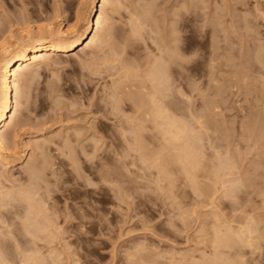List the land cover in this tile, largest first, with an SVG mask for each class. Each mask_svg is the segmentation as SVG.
Returning <instances> with one entry per match:
<instances>
[{"label":"rangeland","instance_id":"obj_1","mask_svg":"<svg viewBox=\"0 0 264 264\" xmlns=\"http://www.w3.org/2000/svg\"><path fill=\"white\" fill-rule=\"evenodd\" d=\"M61 1L63 2V0H40V1L37 0L34 4V0H31V1L29 0V2L27 0H0V5H2V9L5 8L3 10V12L6 10V13L4 12V14H3L4 16L2 14H0V15H2L1 17L3 18V21H4V19H9L10 16H12V17L15 16L16 15L15 13L18 11L20 13H18L17 15L22 17L24 14L23 13L24 7L22 6V4L26 3L28 5L30 3L28 6L26 4H24V5L27 6V8H29V9L34 10V7H35L36 9L41 10L42 12L44 11V14L46 13V15L45 16L42 15L43 14L42 12H41V15H42V17L43 16L46 17L48 13H49V15H51V13L54 12V7L56 8L57 4H58V7L60 6ZM64 1H66V0H64ZM67 1L72 2L71 3L72 6L70 5V8L71 7L72 8L69 9V11L72 14L76 13L79 10H80V13L82 14L83 13L82 10H86L87 15L85 13H83L84 15L82 14V16H81L82 20L91 15L90 13H92V9H93L92 3H91L92 0H88V1H91L90 3L87 0H84L85 2H82L83 0H67ZM123 1L125 4L124 3H121V4H124V6L120 5V2H123ZM129 1H127V2H129ZM131 1H133V3L134 2L136 3V1H138V0H136V1L131 0ZM142 1H143V3H142ZM147 1H148V3L144 4V0H141V2H137L136 4L134 3L135 5H133V3L132 4H130V2L127 3L126 0H120V1L116 0V3H118V4L114 3V6H116V5L121 6V9H119L120 10L119 13L117 12L118 14H116V15H115V12H113V11H115V10L117 11V7L115 9L110 8L113 6L112 5L113 2L111 4L112 6H109L106 9V11H108V9H109L110 13H112V12L114 13L112 15L108 11L106 13V15L109 14L112 17H114V15H115L114 18L117 19L116 20V22H118L117 26H116V22L114 23L115 19L113 20V22H112V20H110L111 17H109L110 19H108V20H110V21H108L106 24L111 25V23H109V22H112L116 26V27L114 26L115 30L119 27L115 31L116 34H118V35H116V38H114V40L116 39V43L117 42L120 43V44L117 43L119 45V47L121 45L123 47L122 43L124 41H126V42H124V44L127 43V41H129V40H131V41L133 40L131 42V43H133L135 38H136L135 41L138 42V43L136 42V44H138V45H135V42L133 44H131L130 41H129V43H127L129 45L128 47L130 48L129 49L127 47V49H125V51H124V52L127 51L125 53L127 56L125 54H122V56H118L119 52L117 50H116V52H117L116 55H117V58L123 57V55H125V57H124L125 60H124V58H121V61L122 60L124 61V62L122 61L123 63H126L125 61H127V63H128L129 59H131V61L129 60L130 62H132L135 59L134 61L137 63V64L136 63L135 64L139 68V69H137L138 74L134 70L137 68L136 66H134L135 68L133 69V66L130 64V62H129V64L126 63L127 65L126 64L124 65L121 62V64L124 65V66H122V68L124 67L123 70L125 69V66H127V67L132 66L131 71H129L128 68H127L128 70L127 69L126 70L131 73V78L135 79V77H133V76H136V78H137V76H141L140 75L141 73L139 74L140 71L138 72V70H141V68H142L141 65L145 64L143 59L144 58H145V60H147V58L151 59L154 56L159 58L160 54L158 55V53L165 51L164 46L169 45V44L164 45L163 43L165 41H166L165 43H167V41H169L171 43L173 41V43H175L176 41L175 42H174V40L171 41L170 38L174 37L173 35H175V34H173V32H175L178 29L180 30V32H178V33H180V35L177 34L176 39L178 41V39L181 38L182 41L179 39L180 43H179V41L177 42V43H179L178 45L176 43V45L178 47L173 45V43L172 44L170 43L171 47H169V46H168L169 48L166 47V49H168V52L167 53L163 52L164 53L163 58L161 56V59H162L161 62L162 63L160 64V66L162 65L163 68L162 67L159 68L158 67L159 63H158L157 64L158 66L156 65L158 68H156V69H164V67H165L164 64L167 61H168V63H170L169 60L175 55L173 53L174 55L172 56L170 53L172 45H173L172 50L175 51L176 55L178 53L177 51H180V53H181V54L178 53L179 54L178 58L176 56L177 62L179 60H180L179 63L182 62V60L180 58L181 55H183V57H182L183 61L185 60V58L187 60L191 59L190 60L191 63H189L190 61L187 62V60H186V63L182 62L184 65L180 63L181 64L180 67L177 68L180 71L177 70L178 73L173 74V76L179 75L178 77H176V76L174 77V79L176 78L177 81H176V79L175 80L173 79L174 83H172L171 78L173 76H171V78L169 79V81L171 80V82L170 83H168L169 81L166 82V83L171 84V85L175 84V82H176V84L173 85L174 87L172 86L173 89L171 88V85L168 86L166 83H164V85H167V86L162 87L161 91H162V101L164 103L163 104L164 107L169 106L171 109L176 107L177 112L176 111L173 112L171 109L167 108V111H166V112H168L167 114L175 117V115H178V113H179L178 117L176 116V120H177V118L180 117L179 119L181 121L179 120V122H181V124H180V126L179 125L178 126L181 129H184V131L186 133L185 134V136H186L185 139L187 140L186 143L188 144V141H191V145L195 144L194 145L195 151L197 150L196 151L197 153L195 152V160L197 161L202 156V155L200 156L201 153H203L204 157L206 158V160L204 159V161H202L203 162L202 166H201V164L198 163L199 167L201 166L202 170L201 169H200L201 171L198 170L199 167L197 168V170L199 171L198 173L196 172L197 170H194V169H196L194 167H196L197 163L194 165V167H191V165H190L192 170H190L189 166H187L189 168V172L191 171L190 173H192L193 171L195 173H197V176L193 178V177H191V175L187 171L188 168H186V170L182 168V167L186 166V164L183 163V164H185L184 166L179 164L180 169H181L180 171L183 170L182 173H180V171H178L179 166H177L179 161L178 162L176 161V158H178L176 156H177V153L179 154V152L176 151V148L179 146V148L182 149L185 146V145H183V147H182V144L180 142V141H184L183 140L184 138L177 143L174 139H173L174 141L171 139L170 141H172V142L170 143L167 141V138L163 137L165 140L161 139L160 135L163 136L164 134H160L158 136H157V134H152V133H158V132H156L157 130L154 127L155 132L150 131L151 134L153 136L155 135V137H158L159 141L157 139L156 140L158 142H160V144L163 143V144H161V145H163L162 150H160L161 146H160V148H158L160 151L157 150V146L159 147V144H157L155 142V137L150 135L149 134L150 132L148 130L151 125L152 126H154V125L151 124L150 121H149V123L145 122V124H143L144 120L141 123L140 121L143 119L142 117H144V116H141L142 113L139 112L140 113L139 114L138 111L133 112L134 114L138 113V114L134 115V117L140 115L138 117L142 118V119H139L140 120L139 125H141L142 127L144 125V129L148 128L147 130L149 133L147 132V130L145 131V132H147V135H144L143 139L148 138V139H146V141L145 140H139L140 137H139V139L137 138L135 141L139 140V141H137L138 143L140 141L141 142L143 141V143L146 142V144H147V142H150L147 144L149 146V148L148 149L146 148L147 150L145 148L144 149H145V151H147L146 155L149 154L148 156H150V157H151V155H150L151 153L148 152V150L150 148H151L150 150H153L152 159L157 158L159 156L160 158L159 157L158 158L160 160L162 158V155L163 154L165 155L166 152L168 153L170 151L169 149L172 147V149L174 148L173 152L175 155L173 157V160H175V161L173 162V164H171L173 167L170 164H167V166H166L164 163H163L164 165L161 163L162 164V167H161V166H159V165H161L160 162H159V165L157 164L159 161L158 158H157L158 161L155 164L156 161L151 159L152 160V162H151L149 160L150 157L149 158H148V156L145 157L146 155H144V152L141 151L140 155L137 154V153H139V151L137 150L138 151L137 152L135 150L137 148L138 149L140 148V147H138L137 142L135 143V145H137V146H134L135 148L136 147L137 148L132 149V150H134L133 151L134 153H131V150H130V152L127 151L128 147H133V145H134L133 139L134 138H132V140L127 139L129 141L128 142L129 145H131V146H129L128 143L124 142L126 140L125 138L127 136L125 138L121 137L123 139H121L119 136L123 134L122 136L128 135L129 137H134V136H130L134 133L133 131H129L130 135L124 134V132H126V131L123 130L122 128H124L127 123H129L130 126H132V124L133 125L135 124L137 127V122H134L137 119V117L133 118L134 120L132 119V116H131L132 112L129 111L130 109L128 108V104L131 105V103L130 102L127 103V102L123 101L122 99L124 98V95H126L128 92H130L131 89H132L131 92L134 91L136 81L132 79V82H131V79L129 78L130 74L128 72H126L125 70L124 71L128 74H124L123 71H122L123 73L121 71H119V69H121V66H119L120 63L117 64L118 63L117 61L119 59L116 60V58L111 57L112 58L111 60L114 61L113 59H115L117 63L115 62L116 64L115 63L114 64L116 65V67L118 66L120 68H118V67L116 68L115 66H113L114 65L113 63H111L112 65L109 63V62H112V61H109V59H108L109 56L107 58H105V57H103V59L101 58L102 60L100 61V65L99 64L97 65L98 67H91L94 65L90 64L91 66L88 65L90 68L89 67L87 68L86 63L82 64L85 61L87 62V58L89 57V55L87 56L86 54H91L89 57L90 60L88 59V62H87V64H88L89 61H90V63L92 61L94 62V56H93L92 52L94 53L95 58L97 59V56H100V55L104 56L103 52L104 53L107 52V54L108 53L111 54V52L113 50L108 49V50H111V52L106 51L105 48L102 49V47L104 46V45H102V47L99 46L103 50V51L101 50L102 51L101 52L102 54H101L100 50H99L100 48L98 49L97 48L98 46L97 47L95 46L99 50L100 55H97L98 52H96V48L94 47L95 49L93 51V49H92L93 47H92L91 48L92 50L89 48V50H90V51L88 50L89 52L86 49L87 53L85 51H83L81 53L76 51V53L74 52L75 55L73 53V54L68 55L70 57L64 56L65 58L64 57L59 58L58 60L55 61V64H53V63L49 64L50 62L49 63L45 62V64L41 63L40 65L43 64L41 67L40 66L36 67L37 70L39 69L38 71L41 70L39 73H37L39 77L37 76V74H36V76H34L35 80H34V85H33V91L35 94V98H34L35 109H34V111L31 112L32 114H30V111L28 112V110H26V106L24 104H22V107H20V109L23 111H20V115L17 116L16 122H18V124L21 128H22L21 125H24V124H21V122H26V123L22 129L16 123L15 124L18 127L15 126V124L13 125V127H17V128H15V130H17L15 132L18 134L17 135L18 139H15L16 142L18 141L17 149H16V152H17L16 158L18 156L22 155L23 153H25V155L27 157L24 160H26V161L25 162L23 161L20 164H14V165L5 166V167H4V165H0V188H1L0 190L4 192L3 193L0 191L1 192L0 193V201L2 203L5 202L3 205H2V203L0 205L3 206L2 207L3 210H5L4 208H7V207L9 208V209H6L7 211L5 210L3 212V210L0 207V214L2 213V215H3L5 212H6L5 214H7V217L5 216V214L3 215V217H6V218H5V220L2 219L3 222H1V224L3 223V225L1 226V228H3L5 231L6 230L9 231L7 233V232H4V230H2L0 228L1 229L0 231H3L4 233L8 234V236L5 237V236H3V234H4L3 233V234H1L0 237L2 240L4 238L8 239L9 237H12V238H9L8 241L5 239L7 241V243L9 244V246H8L9 250L11 252L14 250L13 253H10L12 257L9 256L10 254L8 255L12 259H13L14 254L16 253L15 250L20 252V250H22L25 247H28V248L30 247L31 250H33V248L37 247L36 249H34V251L35 250L37 251V249L39 247V249H40V251L38 252L39 254H36V252H35V255L34 254H32V255H34V256L39 255L38 257H41V259H42V257L44 259H46L45 262H43L44 264L47 261L49 262V264H174V262L176 264V262H177L176 259H178L179 257L182 258L181 257L182 253H185V254H183V257L186 256L185 257L186 259H187V256H189L188 258L191 259L190 254L192 253L193 254L192 259H196V261H197L200 258V261L202 263H204V260L207 258V256L209 257V259L207 258L206 260H209V261H210V256L219 257L220 258L219 259L220 264H229L232 260L233 261L235 260L234 262H236V260H238L239 257L242 256L240 258V260L244 259V261L242 260L243 264H244V262H245V264H264V239H260V237L261 238L263 237L260 234L261 231H262V234L264 233L263 232L264 231V96H263L264 94L262 93V91L264 92V87H263L264 86L263 85L264 84V66H263L264 58L262 60L263 64L261 62V58L264 57V55H263V53H260L261 51L264 52V0H201V1H204L205 4L202 7H200L196 13L184 11L185 6L187 4L185 3V6H184L182 3L187 2L189 0H158V1L156 0L157 3L156 2L155 3L157 6L156 5L154 6L153 4H149V1H150V3H152L155 0H147ZM37 2H40V3L43 2L41 4L45 9L42 6H40V3H37ZM53 2L56 4V6L53 4ZM204 2H202V3H204ZM64 3L65 2L61 3V6L64 5V7H66V4H64ZM83 3H85V4H83ZM140 4H142L143 8H145V7L149 8V6H150L151 11L150 10L149 11H150V13L153 12L152 13L153 16L147 12L148 11L147 8H145V10H146L145 14L148 13V15H151V18L153 17L156 20L155 21L154 19H152V21L154 20L155 23L159 22L158 26L163 25L164 28L168 27V28H166L167 30L165 29V31L166 32L168 31V32L167 33L164 32V34H167L168 36L165 35L166 36L165 37L164 35L161 34L164 31V30L162 31L163 28H161L163 26H161V27L159 26V28H158L157 24L156 25L153 24V25H150V27H149L148 25L152 24V23L149 20L148 21L150 23L144 22L147 20L146 19L147 17L150 18L147 14H146L147 15L146 18H143V15H142V17L139 16V15H141V13L140 14L138 13L139 15H137V12L142 10V8H140L139 10L136 8ZM180 4H182L184 6V7H182V9L184 8L183 14L185 13V19H183L180 22V24H182V27H176L175 22H171L176 27L174 30L173 24H172V26H173L172 29H171V26H169L170 21L172 20V18L174 19V17H175V15L172 13L171 14L174 17H171L172 15L170 14V11L171 12L174 11L176 14H178L177 12L182 10ZM52 5H53V7H52ZM80 5H82V7ZM144 5H145V7H144ZM152 5H153V7H152ZM179 5H180L181 10L176 8ZM158 6H159V9L155 8ZM39 7L40 8L42 7V8L39 9ZM173 7H175L178 11ZM151 8H155V9H151ZM0 9H1V7H0ZM76 9H78V10L76 11ZM135 9H137L138 11L135 12ZM160 9L163 11H161ZM1 10H0V13H3V12H1ZM45 10L47 12L48 11L49 12L47 13ZM50 10H51V12H50ZM87 10H88V12H87ZM111 10H112V12H111ZM155 10H157V11H155ZM157 12H159L160 14ZM133 13L136 15V19H133L135 17V15ZM142 13H144V11ZM154 13H156V14H154ZM168 13H169L170 17L168 15ZM132 14L134 15V16H132L133 20L131 19ZM158 14L160 16L161 15L163 16V14H165V17L160 18V16ZM6 15H8L9 17H7ZM68 15H69V12H68ZM109 15H107V16H109ZM156 15L159 16L158 17L159 19L156 17ZM166 15H168V16L166 17ZM137 16L140 17V19H138L139 22L141 21V18L144 19V20L142 19L143 21L140 22L143 25L142 29L144 31L147 29L149 31V29L153 28L152 26H155L156 30L158 29V31H160V30L162 31L160 33L161 35H158V37H157V33H154V35H156V38H155V36L152 34V32H154V31H151L150 32L151 34L147 31L144 33H146V34L149 33L148 36H144L145 34L143 33V37H142V35H140V28H141L140 23L138 22V24H139L138 25L137 21H136ZM44 17L43 18L38 17V18H41L42 21H44L43 20V19H45ZM72 17H74V15ZM156 18L160 21H158ZM165 18L169 21L168 23H167V20ZM169 18H171V19L169 20ZM41 19H38V21ZM73 19L74 18H72V20H68L69 22L68 21L66 22V26H67L66 28H68V26L71 25V23L74 21ZM130 19L132 20V22L136 21V23L130 24V22H131ZM161 19L166 20V21L163 20L164 24H162ZM46 20L47 19H45L44 23L48 22V20L47 21ZM154 21H153V23H154ZM172 21H174V20H172ZM216 21H217V27H215L216 25H214V24H216ZM165 22H166V24H165ZM212 22L214 24L210 25ZM144 23L146 26L144 25ZM48 24L49 23H46L45 25H48ZM125 24L126 25L128 24L129 26H131L130 30H129L128 26L125 28ZM205 24H207V25H205ZM135 26L138 27L139 30ZM104 27H108V26L106 25ZM123 27L126 29V31L123 29ZM144 27H147V29ZM108 29H110V27H108ZM142 29H141V31H143ZM123 30L125 32H122ZM130 31L132 33V34L131 33L130 34L133 36H131L129 34ZM15 32L16 31H14V34L17 35V33H15ZM105 32L107 33V29H106V31L103 30L102 35H105L106 34ZM120 32H122V33H120ZM126 32L129 34V35L126 34L127 36H130L131 38L133 37L134 39H129L130 37H127L126 35H124ZM168 33H170V36ZM123 35H124V38L126 37L129 40L126 38H125L126 40H124V38L119 39V37L122 38L121 36H123ZM149 35H151V36H149ZM171 35H172V37H171ZM18 36L19 35H17L16 38L14 36V38L17 40ZM117 36H119L118 39H117ZM178 36H181V37H178ZM105 37L103 36L100 38H103L104 40L101 39V41H105V43H106L107 40H105ZM160 37L165 38L166 40L164 39V42H163V40ZM107 38L108 37H106V39ZM142 38H144V39H142ZM154 38L157 41H158V39H159V41L161 40L160 41L161 43L163 42L162 45H164V46L162 48L164 50L161 48V46L158 47L159 44L161 45V43L157 44V42H156L157 46L155 45V43L153 41ZM15 39H13V42L15 41ZM109 40H110V38H109ZM119 40L122 42H120ZM110 41L114 42L112 40H110ZM101 43H104V42H101ZM116 43H114V44L116 45ZM115 45H113V43H111L110 48L113 46L112 49H114ZM133 45H135L134 48L131 47ZM105 46H107L106 48H108V43ZM122 47H120V48H122ZM125 47H126V44H125ZM157 47H158V49L160 48L162 51L161 50L159 51L157 49ZM174 47H176L178 49L174 50L175 49ZM131 48H133V49H131ZM115 49H117V48H115ZM116 52H114V53H116ZM82 53H84L85 55ZM127 53H129V55ZM130 53H131V55L133 53V55H132L133 60L131 58ZM169 53H170L171 58L169 57ZM107 54L105 56H107ZM110 54H108V55H110ZM167 54H168V57L170 59L168 57H166ZM258 54L259 55L262 54L263 56L260 57ZM137 55H138V57H141V58H138ZM86 56H87V58H86ZM91 56L93 59L91 58ZM113 56H115V55L113 54ZM134 56H136V58ZM126 57H128V58L130 57V58L128 59ZM259 57H260V59H259ZM85 58H86V60L83 61V59H85ZM257 58H258V61H256ZM138 59H142L143 62L140 60L138 62ZM166 59H167V61H166ZM157 60L159 61V59H156V61ZM174 60H175V58H174ZM174 60H172V61H174ZM97 61L98 62H96V64L99 63L98 59H97ZM105 61L107 62V64L104 65L103 63ZM152 61H151V63L154 64V66H155V63H153ZM212 62L214 65L217 64L218 67H216L217 65H215V66L212 65ZM258 62H260V63H258ZM139 63L141 65H139ZM147 64H149V61ZM83 65H85V67ZM108 65L111 67L113 66L112 68L114 69V71H113V69H112V72L107 71L106 67H108ZM211 65L213 68L214 67L217 68V70H218V68H220L218 71H219V73L220 72H222V73L221 74H218L217 72H216L217 74L213 73V71L215 69L212 70L213 68L211 67ZM144 66L148 68V66L150 67L151 65H147V66L143 65V70H141V72L143 71L146 73V71L148 69L147 68L145 69ZM154 66H151L149 69H151ZM167 66H168V64H167ZM108 68H109V70H111L110 67H108ZM183 68H186V69L188 68L189 70L188 69L186 70ZM115 69L118 70L119 72H121L123 75L129 76V77H127V76L124 77L126 79L125 80L126 82H128V79H129L130 84H132V83L134 84V87L132 86V88H130V86H131L130 84L125 85L127 88L129 86V91H128V89H124V90L120 89L122 94H123V96H120L122 94H120L121 92L119 93L120 99L123 101L124 105L127 106L126 107L123 105L124 108L120 107V106L117 107V106L113 105L115 97L117 99L119 97V96H117L118 94H116L114 92V91H116L114 88L117 87L115 85H118L117 84L118 80L115 81L114 79H117L121 75V73H118V74H120L119 76L118 75L114 76L115 74L112 75V73H116ZM165 69L168 71L167 68H165ZM181 69H183V70H181ZM151 70L153 71L154 69L152 68ZM237 71H239L238 74H236ZM149 72H151V71L149 70ZM170 72H172V71L170 70ZM170 72H169V74L172 75V73H170ZM179 72H180V74H179ZM240 72H242L243 74L242 73L240 74ZM26 73H27V71L26 72L24 71L21 73L22 75L20 74V77L23 76V79H24L23 81L21 80L22 78L20 79V77H18V79H20L19 80L20 83H22V85H23V86L20 85L23 88L21 90V95H22L23 99L25 97L24 96V94H25L24 93V89H25L24 88L25 87L24 81L26 78H28V74H26ZM133 74H135V75H133ZM142 74H144V73H142ZM235 74H236V77H235ZM239 74H240V76H239ZM123 75L118 78L119 80H121V83H122ZM146 75H147V73H146ZM237 76H239V77H237ZM143 77L144 76L142 75L141 79H144L143 82L146 83L145 81L147 80V78L145 77L146 78L145 79ZM243 77H245L244 84L241 83L243 81L242 80ZM261 77H262V79H261ZM137 79L136 80L138 82V85L141 86L139 84L140 78H137ZM258 79L261 81H259ZM111 80H114V81L111 82ZM252 80H253V82H252ZM147 81H149V80H147ZM214 81H215V83H214ZM123 82H124V79H123ZM126 82H124L122 84H125ZM109 83L111 86L109 85ZM148 83H147V85L150 86V83L149 84ZM113 84H115V85H113ZM105 85L108 86V88L112 91L113 94L111 93V95H109L110 90H108V88H106L107 86H105ZM119 85H120V82H119ZM237 85H239V86H237ZM249 85H251V86H249ZM112 86H114V87H112ZM177 86H179V89H177V92L179 90L178 93L180 95H177V97H176L175 94L177 92L175 93L173 90H174V88H178ZM103 87H105L106 89L105 88L103 89ZM111 87H112V89H111ZM126 87H122V88H126ZM118 88H119V86H118ZM118 88H116V89H118ZM166 88H168V89H166ZM137 89H138V86H137L136 90ZM118 90L116 92L120 91V90L119 91ZM138 90L140 91V89H138ZM245 90H246V92H245ZM105 91L106 92L109 91V92L106 93ZM124 91H125V93H124ZM126 91H128V92H126ZM22 92H23V94H22ZM104 92L107 95H105ZM103 95H105L104 96L105 98L104 97L103 98L106 100L108 98V95L110 97L109 99H113V100H111V102L113 101V103H110L107 101L106 102L107 105L112 104V106H114V108L115 107H117L118 109L120 108L121 111L123 109H125V112L124 111H122V112H124L126 115H130V118L132 119V122H131L132 124L130 122L126 121L128 119V117L125 118L124 113H121V116L124 117L126 120L124 118L123 119L120 118L121 120L117 119L116 118L117 116L115 115V114H117V112L115 110L117 108L114 109L112 107V109H114L113 111L111 108H108L109 109L108 110L107 107H109L110 105L109 106L105 105L106 103H104V100L101 99ZM113 95H116V96H113ZM176 100H178V102ZM209 100H210V102H209ZM119 101H117V102H119ZM206 101L209 103H207ZM211 101H213L215 103V106L218 104L220 110H218V108H214V103H211ZM22 102H24V100ZM210 103L213 105L212 109H214V111H216V114L213 113L214 112L213 110H208V112H207V108H208L207 105H209ZM122 104H120V105H122ZM205 105L207 106L206 110H204ZM212 105H210V106L212 107ZM24 106H25V109H23ZM105 106H107V107L105 108ZM179 106H181V108H180L181 110L179 109ZM129 107L132 108L133 105L129 106ZM211 107L208 109H211ZM216 107H218V106H216ZM127 109H129V110H127ZM132 109H134V107ZM114 111H115V114H114ZM132 111H134V110H132ZM205 111H206L207 115H209V118H207L208 116H205L206 119H204V120L206 122H208L207 120L210 119L211 117L212 118L210 120L212 121V119L215 118L216 115H218V117L220 116L218 118V120L220 119L219 121L223 122V123H221L222 124L221 130L223 129L224 133L220 132V128H218L219 126H217V125H219V124H217V121H216L215 125L218 129L215 128L216 130H214V128H213V127H215L214 125L212 127L213 123H210L211 125L208 128L209 130L207 128H205V129L203 128L204 130L207 129L208 130L207 132H205L204 130L201 131V128H198V127H200L199 126L200 124L196 125L197 123L194 121H197V119L196 120L194 119V121H193L192 118L194 116H196L197 118H198V116L200 117V115L204 116V114H206ZM209 111H211L210 113H213V115H211L209 113ZM217 111H219V112H217ZM187 112H188V114H187ZM202 113H204V114H202ZM119 114H118V116H119ZM189 115H191L192 117ZM33 119H35V122H37V123H35ZM200 119L201 118H198L199 121H200ZM123 120L126 121L127 123H125ZM204 120H203V122H204ZM210 120H209V122H211ZM29 121H30V123H29ZM115 121H117V122H115ZM120 121H123V123H125V125H121L123 123H119ZM128 121H131V120H128ZM248 122L254 123V125H253V123L252 124L249 123L250 126L252 125L253 130H252V127H250V126H248V127H250V129L248 128L249 130L246 128V126L248 125ZM31 123H33V124H31ZM192 123H194V124L196 123V124L194 125ZM224 123H226V124L224 125ZM27 124L28 125L31 124V125L27 126ZM147 124H148V127L145 128V126H147ZM149 124H151V125H149ZM207 124H209V123H207ZM221 124H220V126H221ZM244 124H246V125L244 126ZM119 125H121V126H119ZM204 125H205V123H204ZM152 126L150 127L151 129L153 128ZM13 127L11 125L8 128L10 130V131L8 130V133H7V135L9 134L8 135L9 137H13V135H16ZM133 127L134 126H132L131 128H133ZM10 128L13 129L12 132H11ZM18 128H20L21 130ZM126 128L127 127H125L124 129H126ZM138 128H136L137 130H135V129H133V130H135V132L137 131L139 133V132H141L142 128L140 126ZM130 129H128V130H130ZM246 129H247V131H246ZM250 130H252V132ZM200 131L201 132L204 131L203 134L201 133L204 136V140H203L202 135L199 134ZM244 131H245V134L243 133ZM115 132H119L120 135H119V133H115ZM131 132H133V133L131 134ZM137 132H136V134H137ZM246 132H247L248 136L246 135ZM248 132L249 133L251 132V133L249 134ZM11 133H12V136H10ZM111 133H113V135H114V136H112V140L109 138L112 135ZM221 133H223V134H221ZM62 134L63 135L65 134V135L63 136ZM66 134H69L70 136L71 135L72 136L68 137V135H67V137H66ZM116 134H117V137H119V138L116 137L113 140V138L116 136ZM136 134L134 133L133 135H136ZM143 134L144 133H142L140 135L143 136ZM224 134L226 135V138L224 136H222ZM243 134L246 136L243 137L244 136ZM52 135L54 136V138L51 137ZM148 135L151 137H149ZM57 136H59V138ZM62 137H64L63 140H62ZM187 137H189V138H187ZM223 137H224V139L221 140V138H223ZM31 138L32 139L40 138L39 141L37 140L40 143L43 141L42 139H44V141L46 143H48L47 144L48 146H52V148L51 147L49 148L50 152L48 153L49 155L51 153V155H50L51 157H49V155L47 153L45 154L46 149L43 150L42 147L41 148L39 147V149H36L35 147H37L36 146L37 141L35 142L36 139H34L32 141ZM66 138L71 139L69 142L70 144H68L69 139L66 140ZM169 138L170 137H168V139ZM147 140H149V141H147ZM224 140H226V141H224ZM44 141L42 143H45ZM130 141H132L131 144H130ZM164 141L168 142L169 144L166 146L167 143L164 144ZM29 142L31 144L33 142H35V143H34V145L33 144L30 145ZM64 142H66L69 146L71 145V142H72V144L74 143L73 146H74V148L76 147V149L75 150L73 149V152L75 153L74 155L77 156V158H76L77 163L80 164V169H81V170L79 169L80 173H78V171H76L77 172L76 173L75 171H73L74 169H72L73 167H75V165L70 160L72 158V155H71V158H69L70 156L67 157V155H66L67 149H65V148H66L67 144L65 143L64 149L62 146H59V145H62V143L64 144ZM140 143H139V145H142V143L141 144ZM175 143H176V146H173L172 144H175ZM96 146H97V148H99V150H95ZM148 146H146V147H148ZM70 147H72V146H70ZM144 147H145V145H144ZM163 147H165L164 150H163ZM141 148H143V147H141ZM141 148H140V150H141ZM40 149H41V151L43 150V152H41ZM70 149L72 151V148H70ZM154 149L156 151H154ZM199 149L201 150V152L199 151ZM68 151H70V150H68ZM68 151H67V154H69ZM96 151H97V153H93ZM124 151H126V153ZM191 151L194 154V150H191ZM135 152H137V153H135ZM173 152L171 151L170 153H173ZM141 153H143V154H141ZM161 153H162V155H161ZM40 154H42L43 156L45 154L47 158L49 157L50 162H52L53 160H54L53 163L56 162L55 168H54V169H56L55 170L56 172L58 171L59 166H63V168L60 167L61 169H59V172L63 173L64 178L62 179L63 176H61L59 172H57V173L61 177L60 176H57V177L58 178L60 177L62 179L61 181L64 180L65 182L60 183L61 182L60 181L59 183H57L58 185L56 184V186H54L56 183L55 181L60 180V178L59 179L57 178L58 180H56V179L52 180L51 179L52 177L50 175L51 170H49V172L46 171L47 176H50V177L48 178L45 175V178L46 179L48 178L49 181L51 179L52 182L53 181L55 182V183L53 182L50 184L48 183L49 188L52 190H55L56 193L54 192L55 194L54 193H52L53 195L51 194L52 199L50 197L51 201L48 200L47 204H46V202L44 203V201L47 200V199L45 200V198H44V201L42 202L41 200L43 198L41 197L42 199L40 200V196H41V194L45 193L44 190L46 189V188H44V190H43V188H42V187H46V185L43 182L41 184V186L43 185L41 187L42 190L40 188L41 193L37 197V200L39 199L38 202L44 203L42 205V206H44L43 207L44 209L46 208V206H47V208H49L48 210L46 209L47 211L52 210L51 206H53V207L55 206L53 208V210L55 209L56 211L52 210L51 212L49 211V213L56 212V215L58 218L55 216V213H52V215H51L48 212H46V210H44V211H45V213H48L49 215H51V217L54 216L55 218L58 219V220L57 219H55V220L58 221V223H59L58 227L60 228V230L62 229V231H60L57 228L58 224L56 225V221L50 219L49 215H47V214L45 215L44 213H42V215L43 214L45 215V217L43 216L44 218L42 217L43 220L47 219L46 216H48L49 221L47 220L48 221V223H47V221L45 220L46 221L45 223L50 224V222H52L50 225L51 226L53 225L52 226L53 229L57 228L60 231V233L57 231V229L53 230V233L50 232L52 229L49 227L50 228L49 231H45V232L43 231V233L45 235L42 233V231H40L43 235L40 234V236H39V234H38L39 230H37V228H35L33 230L30 228L34 232L31 235L30 232H27V230H28L27 226H25L27 228L26 231H25V228L23 230L22 227H19V226H24V224L26 223V220L29 219V216H31L30 217L31 218L30 225H32L34 222V219H32L34 217V215H33L34 213L31 212L32 215L31 214L28 215L30 213V211L28 210L29 206H28L27 202L25 203V205L27 204L28 208L27 207L25 208V205L23 206V204L21 205L19 203L21 205V206H19L18 202H16V201H18L17 195L19 193H21L24 189H26L30 184V181L29 182L27 181L28 183H26V184L28 186L24 185L25 181H26L25 179L29 178V177L24 176V175L25 174L27 175V172L30 168L33 169V166L30 164V162L35 161L37 163L35 164V162H33L32 164H34L35 166H39V167L43 166L44 159H41V157H43V156H41ZM94 154H97L98 156L96 155L97 157L93 158V157H95ZM135 154H137V156L139 155V156H142L144 158H147L146 163L148 165L147 164H146L147 166L143 165L144 166L143 167L141 160H144V158L141 157L142 159L138 161L136 159L137 156ZM227 154L230 155L231 157L227 156L229 158H227V157L225 158V156ZM125 155L127 158L125 157ZM196 155H199L198 159H196ZM76 156H74V158ZM170 156H171V154H170ZM170 156L165 155V157L163 156V159L166 157L171 158L172 156L171 157ZM46 157L44 156V158L47 160V162L46 161L45 162L49 163L48 162L49 159H47ZM91 157L93 158V161H91V159H92ZM131 157H133V158H131ZM204 157H202V158H204ZM221 157L225 158V159H223L225 161H222ZM167 158L165 159V161H167ZM202 158H200V159L202 160ZM213 158L215 161L213 160ZM200 159L198 162H200ZM226 160H228V162ZM153 161H154V165H152ZM74 162H76V161H74ZM144 162H145V160H144ZM149 162H151V163H149ZM161 162H163V161H161ZM169 162H171V161H168V163ZM176 162H177V164L175 167H176L177 171L175 170V167H174ZM231 162H233V163L236 162V165H234ZM229 163H231V165H233L234 167L232 166V168H231V165H229ZM28 164H30L29 167H28ZM37 164H39V165H37ZM71 164L74 166H72ZM102 164L104 167L102 166ZM143 164H145V163H143ZM206 164L212 165V166L215 165L214 167L216 169L212 166H210V168H208L209 167L208 166L207 168L208 169L213 168V171H214V169L217 170V171H214L217 173L216 175L218 177L215 175L217 179L215 178L214 173L212 175V173L209 172V171L212 172V169L208 170V172H209L208 173L207 168H206L205 169L206 172H205L204 166H206ZM216 164L219 165V167L221 168L220 170L217 169L218 166L216 167ZM70 165H71V167H70ZM156 165L159 167H157ZM187 165H189V164L187 163ZM35 166H34V168H36ZM53 166H54V164L51 165L52 168H53ZM76 166H78V165L76 164ZM129 166H131V167H129ZM169 166L172 167V168L170 167L171 170L169 169ZM26 167H28L29 169ZM97 167H98V170H97ZM101 167H103V168H101ZM154 167H156V168L161 167V168H164L165 170L167 168V170H170L167 172L169 173V175L172 172V176H167L169 178H167L165 176L166 179H164V178H162L164 175V174L162 175L163 169L160 168L161 169V170L159 169L160 172L159 171L157 172L156 171L157 169L155 170ZM177 167H178V169H177ZM26 169H28V170H26ZM173 169L176 172H174ZM22 170L24 172L26 170L27 172L24 173ZM75 170H78V169L75 168ZM184 170L186 173L184 172ZM30 172H31V170H30ZM30 172H28V176H29ZM104 172H105V174H104ZM194 172L192 174L193 176H195ZM204 172L208 173V175L211 174L212 177L214 176V179L210 175L206 177ZM157 173H158V175L160 173V175H162V176L160 178H158L160 175L157 177L156 176ZM168 173H166V175ZM173 173H174V175L176 173L175 176H177L178 174L179 175L182 174L181 175L182 177L179 175H178V177H175L173 175ZM79 174L80 175L82 174V176L79 177L78 176ZM186 174H188L187 176H190L189 178H192V179L196 178L195 183L196 184L201 183L200 184L201 186L198 185L199 186L198 187L194 182H192L193 180H191L189 182L188 181V180H190L189 178H188V180L185 179L184 175H186ZM104 175H106V176L109 175L111 177V179H109L110 177L107 178L105 176L106 180H104ZM173 176L175 177V179L176 178L177 179L175 181L174 180L168 181V180H170V177L174 179ZM53 178H55V177H53ZM156 178H158V180L162 179L161 180L162 183L164 180H166V182L163 185L160 183L161 181L159 180V182H158V180H156ZM20 179H21V181L24 180V183H22L23 184L22 187L25 186L24 189L19 186L20 184L16 183L17 182L16 180L19 181ZM107 179L112 181V182H107L108 181ZM197 179H198V181H200L199 183H197ZM155 180L158 182V185L160 183V185L162 187L167 186V183H169L170 187H171L169 189L172 191V194L165 195L164 193H168L167 190L164 189L166 192L163 190H159L161 188V186L159 185L160 187H157V185H156L157 183ZM186 180L189 182V184L187 183ZM215 180H219V181H215ZM14 182L16 183V185H14L15 184ZM170 182H172L173 186L171 185ZM174 182H176V183H174ZM12 183H13L12 186H14L13 188L17 187L16 189H14V192L16 191L17 194L10 196L9 192H10V194H12L13 189L10 191L8 189L10 188L9 186H11ZM190 183H192L191 186L192 187L194 186V188L190 187ZM51 184H54V185H51ZM58 186H61L59 188H62V187H64V188L63 189H57ZM202 186H208L209 191H206L205 189L203 190ZM7 187H9V188H7ZM195 188H196V190L199 188L200 189L196 191V190H194ZM21 189H23V190H21ZM201 189H202V191H205V193L200 191ZM20 190H21V192H20ZM63 190L65 193L63 192ZM199 192H202V194ZM5 193H6V195H5ZM7 193H8V195H7ZM44 195L46 196V194H44ZM53 196L55 199H53ZM4 197L6 199L8 198L7 199L8 202L4 201V200H6ZM9 199L12 202L15 201L14 202L15 205H13L12 202H11L12 204H10ZM85 201H87V203L89 202L88 203L89 207H87L88 210H87L86 206L83 207L81 205V203L83 205L87 204ZM49 202H50V204H49ZM6 203H9L11 206H9L8 204L6 205ZM16 203L18 204L17 208L20 209L23 207V209L25 208V210L27 209V211H29V212L24 210V213L26 212V214H24L22 211L23 209H20L22 212L19 209H17L16 210L17 212H16L14 210V209H16V207L14 208V206H17ZM31 204L36 205L37 203L33 201ZM40 204L38 203L37 205L40 206ZM51 204H53V205H51ZM4 205L7 207H5ZM49 205H51V206L49 207ZM73 205H75L74 206V207H76L75 209H73L74 208V207H72ZM94 205H96V208H98L99 211H98V209H96L94 207L95 212H92L93 213L92 215H94V216H91L92 218H90V215L88 216V214H90L89 208L90 207L93 208ZM81 206L83 207V209L86 208V211L82 210ZM71 208H72V210H71ZM70 210H71V212H70ZM94 210L91 209L90 211H94ZM96 210H97V212H96ZM33 211H34V209H33ZM72 212H73V214L75 212L73 217L70 216L72 214ZM76 212H78V214H76ZM80 212H81V214H80ZM84 213H85V215L87 214L86 215L87 218H85L86 220L88 219L87 222H85V219L82 222L81 218H79V217H81L80 215H82ZM8 214L10 216H8ZM2 215H0V221H1ZM77 215H79V217H74ZM14 216H15V218H14ZM17 216L20 219H17L18 218ZM247 216L248 217L251 216V219H253L252 217H254V219H253L254 221L251 220L250 218H248ZM54 217H53V219H54ZM244 217H246V220H248V221H246V223L244 222L245 226L248 222L246 228H251L250 226L252 225V222H253L252 226H254V224L257 223V221L260 223V225L257 223L258 226H257V224H255L254 228L252 227L254 230L251 228V230H253V233H256L257 235L252 233V235L250 236V238L253 240V242H254V239L257 240L254 242V245H255V243L256 244L259 243L260 246L255 245V247L251 246L250 249H248L249 247L248 248H245V247L250 246V245H247L246 243L242 242L241 245H243V244L245 245V247H243L242 250L240 249L242 246L239 245V249L233 248L232 251L231 250L229 251V249L226 245L227 244L231 245V246L233 245L232 241L230 243H228L227 242L228 238L227 239L225 238L229 233L231 234L232 231H233V233H234V231H236L235 232L236 235L237 234L239 235V233H240L242 235V238H243V236L244 237L248 236L247 234H245V235L243 234V233H246V229L243 231V228H242V227H245V226H243L244 224L242 225V227L240 224L241 223L240 220L242 222H243V219L245 220ZM24 218H28V219H24ZM74 218H77L79 220V222ZM110 218H112V220ZM40 219L37 218V221H39L41 223L39 225V227L41 226L40 228H42V223L44 221H42V219L40 221ZM20 220H25V221H20ZM108 220H111V221L109 222ZM28 221H27V224H28ZM5 222H6V225H4ZM77 222H78V224H80V222L82 224L85 222V225H86V223L88 224V222H89L90 223L89 229L91 231L94 230V232H92L93 236H92V234L91 235L90 234L85 235L86 233L82 234L81 231L85 232L86 231L85 228L86 227L88 228V225L85 228H83L85 225H83V227H82V226H80L81 224L79 226H80V228L82 227L83 230H81V229L79 230L81 233L80 236H75L74 233H75V230L77 229L76 227H79L78 225L75 227ZM20 223H21V225H19ZM53 223L56 225L55 227H54ZM27 224H25V225H27ZM222 224L228 225V226L225 225L227 227V230L230 227L233 230L231 231V229H230L226 233V232H224V229H226V227L223 228L222 226H221L222 228L220 227L221 229L218 228L220 230V232L216 231L218 229H216V230L213 229L215 226H217V225L220 226ZM28 226H29V224H28ZM47 226H49V225H47ZM72 226H74V229H72L73 228ZM234 226L236 228H237V226H239L242 230L240 229V231H238L239 227L236 230V228ZM256 226H257V228H256ZM44 227H45V224H44ZM217 227H215V228H217ZM18 228H21V230L24 232H19L20 230L18 231L17 230ZM32 228H34V225H32ZM40 228H38V229H40ZM258 228H260L259 229L260 231L258 230ZM30 229H29V231H30ZM89 229H87V230H89ZM15 230L17 232H15L16 235L14 236L13 233ZM96 230H99L100 233L103 232L105 234L102 233V234H99L98 237H95L98 235V233H96L98 231H96ZM214 230L216 231V233L214 232ZM10 231H13V232H10ZM54 231L58 232V234L56 233L58 236H59V234H62L64 231L65 237H63V238H65V239H63L60 236V238L58 237L59 240L53 239V240H55V241H53L51 238V240L49 241L48 238L53 237L52 235L54 234ZM72 231L74 233H72ZM89 231H86V232L88 233ZM237 231L239 233H237ZM25 232H27L26 234L29 233L28 234L29 237L25 236V234H24ZM48 232H50L49 234H51V233L52 234L49 235ZM221 232L223 233L222 236L220 235ZM9 233L10 234L12 233L11 234L12 236H10ZM76 233H78L77 230H76ZM94 233H96V234H94ZM233 233L231 234V236L233 235ZM258 233L260 235H258ZM213 234H214V237H213ZM230 234L228 236H230ZM30 235L33 238L32 240H34L36 238L39 240L44 238V240L39 241L36 239L37 241L36 240L32 241L33 242L32 243ZM57 235L55 238H57ZM17 236L19 238H17ZM47 236H49V237L45 238ZM217 236L218 237L220 236L219 239L221 238L220 240H222L224 243L219 247L217 246V244L213 243L215 245H214V247H212L213 245L211 243L214 242L216 238H218ZM235 236L233 238H235ZM257 237L259 239H257ZM61 238H62V241H61ZM233 238L229 237V241L234 240ZM11 239H13L15 242L17 241V243H18V244H14V246L15 245L19 246V244H21V246L19 248H17V246L14 247ZM244 240L246 241L245 238H244ZM258 240H259V242H258ZM6 241H4V242L6 243ZM237 241L238 240H236V242L235 241L234 242L238 246V243L240 244V242H237ZM7 243H6V245H8ZM235 243H234V247H235ZM2 244H4L3 241L0 243V245L2 246ZM10 244H12L13 247L10 246ZM6 245L4 244L3 248H1V249L6 250V247H7ZM4 246H6V247H4ZM231 246L229 247L230 249L233 247V246L232 247ZM216 247L218 250H220L217 254L215 252L217 250ZM252 247H254V249ZM53 248H55V249L57 248V249L56 250L54 249V251H52ZM251 248H252V251H251ZM49 249H51V250H49ZM234 249H238V250H240V252H238V250H236V252H235ZM3 250H2L3 255H0V258H2L3 261L5 260L4 263H6V264H8V263L14 264V261H15L14 259H13L14 261L12 262L11 260L8 259L9 258L8 256L6 257V254L9 253V250H6L5 252ZM31 250H28V251L30 253H32ZM25 251H26V249H25ZM49 251H52V252H49ZM253 251L255 253H252ZM4 253H6V254H4ZM21 253L23 255L28 254L27 251L24 253L21 251ZM212 253H214V254H212ZM179 254H180L179 257L176 256ZM237 254H239V257L237 256ZM28 255H26L24 257H27ZM32 255L30 254L27 259H29V257H31ZM201 255H202V258H201ZM203 255H207V256H203ZM17 256H18V260L15 261V264H18V262L21 260V259L19 260V255H17V253H16V257ZM21 257H23V256L21 255L20 258ZM204 257H206V258H204ZM32 258H33V256H32ZM213 258L214 257H212V259ZM24 260H26V258ZM180 260H181L180 262L178 260L179 263L177 262V264H185L183 262V258ZM22 261H23V259H22ZM22 261H20V263ZM184 261H186V260H184ZM187 261H186L187 264H189V263L191 264V262H193L192 260H190L191 262H189L188 259H187ZM196 261H194V263ZM27 262H29L28 264H30V261H27ZM27 262H26V264H27ZM38 262H35V263H38ZM237 262H236V264H238L240 261L238 263ZM33 263H34V261L32 259L31 264H33ZM41 263H42V261H40V264ZM23 264H25V263L23 262ZM46 264H48V263H46ZM232 264H234V263H232ZM241 264H242V262H241Z\"/></svg>","mask_w":264,"mask_h":264},{"label":"bare ground","instance_id":"obj_2","mask_svg":"<svg viewBox=\"0 0 264 264\" xmlns=\"http://www.w3.org/2000/svg\"><path fill=\"white\" fill-rule=\"evenodd\" d=\"M27 1L29 2V0H27ZM30 1H31V0H30ZM36 1H37V0H34V4H35ZM38 1H40V0H38ZM87 1H88V0H87ZM113 1H114V0H113ZM113 1H112V0H92V2H91V1H88L89 3H90V2L92 3V7H93V9H92V13H90L91 15H90L89 17H86V18H84L83 20H82L81 16H82L83 13L86 14V10H82L83 13L81 14V13H80V10L77 11L78 9H76L77 12L74 13V14H72V13L69 11V9L72 8V7L70 8V5H71L72 2L67 1V0H66V1L63 0V2H65L64 4H66V7H64V5L61 6V3H63V2L61 1L59 7H58V4H57V7H56L57 9L54 7V12L51 13V15H49V13H48L49 11L47 12V11L45 10V11L48 13L46 17H44V16L46 15V13L44 14V11L42 12L41 10H38V9H36L35 7H34V10H33V9H29V8H27V6H28L30 3H29L28 5H27L26 3H24V4H26L27 6H25L24 4H22V6L24 7V12L22 11V12L24 13L23 16H22V17L18 16L17 14L20 13V12L18 11V12L15 13L17 16L15 15V16H13V17H12V16L9 17L8 15H6L7 17H9V19H4L5 22L3 21V18H2L1 16L4 14V12L6 13V10L3 12V10H4L5 8L2 9V5H0V7H1V9H2V10H1V9H0V10H1V12H3V13H0V14H2V15H0V165H4V167H5V166H11V165H14V164H20V163H22L23 161H24V162L26 161V160H24V159L27 157V156L25 155V153H23L22 155H20V156H18V157L16 158V153H17V152H16V149H17V143H18V141L16 142L15 139H18V138H17V137H18V136H17L18 134L15 132V131H17V130H15V128H17V127L19 126L18 122H16V118H17L18 115H20V111H23V110L20 109V107H22V104H24V105L26 106V110H28V112L30 111V114H32L31 112L34 111V109H35V103H34L35 94H34V91H33V85H34V80H35V79H34V78H35L34 76H36V74L39 73V72L41 71V70L38 71L39 69L37 70L36 67H38V66L41 67L43 64H42V65H40V64H41V63H44V64H45V62H48V63L50 62L49 64H51V63L55 64V61L58 60L59 58H63L64 56H68V55H70V54H73L74 52L76 53V51H78V52H80V53L83 52V51L86 52V49H87V51H88L89 48L91 49L92 47H93L92 49H93V51H94V49H95L97 46H98V47H97L98 49L100 48V49H99V50H100V53L103 51L102 49H104V48L106 49V51H110V52H111V50H113V51H112L113 53L111 52L112 55H111L110 53H108V54H110V55H108L107 52L105 51L106 53L103 52L104 56H102V55H100L99 50L96 48V52L99 53V54L97 53V55H100V56H97V55H96V56H97V59L99 60V63L96 64V62H98V61H97V59L95 58L94 53L91 51L92 54H93V56H94V62H95V63H94L93 61L90 63V61H89V63L87 64L88 59L90 60L89 57H90L91 54H86L87 56L89 55V57L87 58V56H86V58H87V62L85 61V62L82 63V64H85V63H86L87 68H88L89 66H91V65H94V66H91V67H98L97 65H98V64L100 65V61L103 59V57L107 58L108 56H109V58H108L109 61H112V60H111L112 58H116V60L119 59V60L117 61L118 63L116 62L115 59H113L114 61L109 62L110 64H111V63L114 64L115 62H116L117 64H119V63L121 64V62L123 61V60L121 61V58H124L125 55H126L125 53L127 52V51H126V52H124V51H125V49H127V47L129 46L127 43H129V41H130V43H131L133 40L131 41V40H129V39H134V38H133V37L131 38L130 36H127V35H129V34L131 33V31L129 32V34L126 32L124 35L127 34L126 36H127V37H130V38L128 39V38L125 37V38L128 39L129 41H127V43H125V44H126V47H125V44H124V42H126V41H124V42L122 43V44H123V47H122V45L120 46V47H122V48H120L119 45L117 44V43H119V42L116 43V39L114 40V38H116V35H118V34H116L115 31L119 28V27H118L116 30L114 29V28L117 26V24H118V22H116L117 19H115L114 17H115L116 14L119 13V11H120L119 9H121V6H120V5L124 6L125 3H124V1H123V2H120V5H118V6L116 5V6H114V3H116V0H115L114 2H113ZM117 1H120V0H117ZM127 1H129V0H126V2H127ZM130 1H131V0H130ZM130 1H129V2H130ZM134 1H136V0H134ZM146 1H147V0H144V4H145V3H148V1H147V2H146ZM157 1H158V0H157ZM157 1L155 0V1L152 2V3H150V1H149V4H153V5L155 6L156 3H157ZM54 2H55V1H54ZM54 2H53V4L56 6V4H55ZM56 2H57V1H56ZM82 2H85V1L83 0ZM112 2H113V4H112ZM129 2H127V3H129ZM137 2H141V0H140V1H139V0L136 1V3H137ZM155 2H156V3H155ZM202 2H204V1H201V0H189V1H187V2L182 3L184 6H185V3L187 4V5L185 6V10H184V8L182 9V7H184L182 4H180L182 10L180 9V5H179L178 7H176V8H178L179 10H181L182 12L179 11L180 13L177 12L178 14H176L174 11H172V12L170 11V14L172 13V14L175 15V17H174V16L171 14V15H172L171 17H174V19L172 18V20H174V21H172V20L170 21V25H169V26H171V29L173 28V26H172L173 23H171V22H175L176 27H182V24H180V22H181L183 19H185V13L183 14V10H184V11H187V12H193V13H196V12L198 11V9H199L200 7H202V6L205 4V2H204V3H202ZM22 3H23V2H22ZM37 3H40V2H37ZM41 3H43V2H41ZM41 3H40V6H42ZM57 3H58V2H57ZM86 3H87V2H86ZM89 3H88V4H89ZM121 3H124V4H121ZM127 3H126V4H127ZM132 3H133V1L130 2V4H132ZM134 3H135V2H134ZM134 3H133V5L136 4V3H135V4H134ZM142 3H143V1H142ZM81 4H82V3H81ZM83 4H85V3H83ZM111 4H112L113 6H112ZM116 4H118V3H116ZM138 4H139V3H138ZM153 5H152V7H153ZM50 6H51V5H50ZM71 6H72V5H71ZM80 6L82 7V5H80ZM83 6H84V5H83ZM109 6H112V7H110L111 9H112V8L115 9V8L117 7V11H116V10L113 11V12H115L114 17L110 16L109 14H107V15H109V16L106 15V13L109 11V9H108V11H106V9H107ZM140 6H141V7H140ZM146 6H147V5H146ZM156 6H157V5H156ZM42 7H43V6H42ZM42 7H41V8H42ZM52 7H53V5H52ZM52 7H51V8H52ZM119 7H120V8H119ZM138 7H139V8H138ZM138 7H136L138 10H139L140 8H142V10H140L139 12H137V15H139V14L141 13V15H139V16L142 17V15H143V18H146L147 15H148V13H149V14H151V15L153 16V14H152L153 12L150 13V11H151V10H150V6H149V8H147V7H145V5H144V7L148 9V11H147L148 13H146L147 15L145 14L146 10H145V8L142 7V4H140ZM41 8L39 7V9H41ZM43 8H44V7H43ZM78 8H79V7H78ZM88 8H89V7H88ZM155 8H158V9H159V6H158V7H155ZM155 8H151V9H155ZM173 8H175V7H173ZM176 8H175V9H176ZM203 8H204V7H203ZM203 8H202V9H203ZM44 9H45V8H44ZM79 9H80V8H79ZM114 9H113V10H114ZM132 9H133V8H132ZM137 9H135V12L138 11ZM143 9H144V10H143ZM47 10H48V9H47ZM52 10H53V9H52ZM73 10H74V9H73ZM149 10H150V11H149ZM160 10H161V9H160ZM176 10H177V9H176ZM71 11H72V10H71ZM74 11H75V10H74ZM141 11H142V12L144 11V13H142ZM155 11H157V10H155ZM161 11H163V10H161ZM161 11H160V12H161ZM177 11H178V10H177ZM41 12L43 13L42 15H44L43 17H44L45 19L48 20V22H46V23H49L48 25H45V24H46V23H44V22H45V19H43L44 21H42L41 18H43V17H42V15H41ZM50 12H51V10H50ZM68 12H69V15H68ZM72 12H73V11H72ZM87 12H88V10H87ZM111 12H112V10H111ZM113 12L110 13V11H109V13L112 14V15L114 14ZM117 12H118V13H117ZM135 12H134V13H135ZM134 13H133V14H134ZM138 13H139V14H138ZM157 13H159V12H157ZM7 14H8V13H7ZM133 14L131 15V19L133 18L132 16L135 15V14H134V15H133ZM154 14H156V13H154ZM159 14H160V13H159ZM159 14H158V15H159ZM21 15H22V14H21ZM73 15H74V17H72ZM83 15H84V14H83ZM86 15H87V14H86ZM145 15H146V16H145ZM151 15H148L150 18L147 17V18H146L147 20L145 19L146 21H144V22L147 23V22L150 21L152 24H149V23H150V22H149V23H148L149 25L147 24L149 27H150V25H153V24L156 25V24H157V27L159 28V26H160V25L158 26L159 22L155 23L156 20H155L153 17L151 18ZM168 15H169V13H168ZM168 15H166V17H167ZM3 16H4V15H3ZM6 16H5V17H6ZM139 16H137V20H136V21H137V24H138V22H139L138 19H140ZM159 16H160V15H159ZM159 16L156 15L157 18H158ZM187 16H188V15H187ZM38 17H41V18H38ZM109 17H111V19H110ZM164 17H165V14H163V16H162V15L160 16V18H164ZM169 17H170V15H169ZM72 18H74V19H73L74 21L71 23V25L68 26V28H66V27H67V26H66V22H67L68 20H72ZM106 18H107V19H106ZM129 18H130V17H129ZM143 18H141V21H140V22H142V21L144 20ZM157 18H156V19H157ZM38 19H41V20L38 21ZM108 19L112 20V22H113V20L115 19V20H114V23L116 22V26H115V24H113L112 22H109V23H111V25L106 24L108 21H110V20H108ZM131 19H130V20H131ZM133 19H136V15H135V17H134ZM133 19H132V20H133ZM142 19H143V20H142ZM150 19H151V20H150ZM152 19L155 20V21L153 20L154 23H153ZM158 19H159V18H158ZM158 19H157V20H158ZM165 19H166V18H165ZM165 19H161V20H162V21H161L162 24H164V21L167 20V19H166V20H165ZM170 19H171V18H169V20H170ZM243 19H244V18H243ZM47 20H46V21H47ZM132 20H131V22L129 21L130 24H131V23H136V21H133V22H132ZM148 20H149V21H148ZM163 20H164V21H163ZM105 21H106V22H105ZM158 21H160V20H158ZM42 22H43V23H42ZM68 22H69V21H68ZM140 22H139V23H140ZM168 22H169V21L167 20V23H168ZM219 22H220V21H219ZM127 23H128V22H127ZM145 23H144V25H145ZM220 23H221V22H220ZM67 24H68V23H67ZM69 24H70V23H69ZM128 24H129V23H128ZM128 24H127V25L125 24V28L128 26V28H129V30H130V27H131V26H129L130 24H129V25H128ZM165 24H166V22H165ZM213 24H214V23L212 22L210 25H213ZM106 25H107L108 27H110V29H108V27H104V26H106ZM138 25H139V24H138ZM173 25H174V24H173ZM175 25H174V30H175V28H176ZM205 25H207V24H205ZM214 25H216L215 27H217V21H216V24H214ZM114 26H115V27H114ZM145 26H146V25H145ZM148 26H147V27H148ZM161 26H163V25H161ZM161 26H160V27H161ZM166 26H167V25H166ZM248 26H249V25H248ZM135 27H136V26H135ZM140 27H141V28H140V35H142V37H143V33H144V32H147L148 29H147V27H144V28L147 29V30L144 31V30L142 29V28H143L142 23H140ZM152 27H153V28H151L152 30L149 29V31H148L149 33H150L151 31H154V32H152V34L154 35V33H157V37H158V35H161V34L164 35V36L167 35V34H164V32H166L165 29L168 28V27H166V28H164V26L161 27V28H163L162 31L164 30L163 33H161V32H162V31L160 30L161 28L159 29L160 31H158V29L156 30L155 26H152ZM205 27H206V26H205ZM105 28L107 29V33L105 32L106 34H105V35H102L103 30L106 31ZM111 28H112V29H111ZM125 28L123 27V29L126 31ZM136 28L139 30L138 27H136ZM213 28H214V27H213ZM141 29H142L143 31H141ZM169 29H170V28H169ZM121 30H122V29H121ZM124 30H123L122 32H125ZM166 30H167V29H166ZM14 31H16L15 33H17V35H19L17 40L15 39L17 35L14 34ZM155 31H156V32H155ZM157 31H158V32H157ZM170 31H171V30H170ZM176 31H177V32H176ZM176 31L173 32V34H175V35H173L174 37H173V38H170L171 41H172V40H174V42L176 41L175 43H173V41H172L173 45H175V46H177V45L180 43V40H181V38H179V39H180V40L178 39L179 43H177L178 41H177V39H176V36H177V34L180 35V33H178V32H180V30L178 29V30H176ZM122 32H120V33H122ZM138 32H139V31H138ZM167 32H168V31H167ZM167 32H166V33H167ZM171 32H172V31H171ZM171 32H170V33H171ZM181 32H182V31H181ZM117 33H118V32H117ZM141 33H142V34H141ZM149 33H148V34H149ZM160 33H161V34H160ZM170 33H168L169 36H170ZM131 34H132V33H131ZM131 34H130V35H131ZM144 34H145L144 36H148V34H146V33H144ZM150 34H151V33H150ZM101 35H102V36H101ZM106 35H107V36H106ZM124 35L121 36L122 38L119 37L120 35L117 36V39H118V37H119V39H123V38H124ZM14 36H15V38H14ZM103 36H104V37H105V36L108 37L107 39H106V37H105V40H107L106 43H105V41H101V39H103V38H100V37H103ZM131 36H133V35H131ZM149 36H151V35H149ZM154 36H155V38H156V35H154ZM167 36H168V35H167ZM165 37H166V36H165ZM171 37H172V35H171ZM178 37H181V36H178ZM109 38H110V40H112V41H114V42H111V41L109 40ZM112 38H113V39H112ZM125 38H124V40H126ZM155 38L153 39V41H154L155 45L157 46V44L161 43V42H160L161 40L159 41V39H158V41H159V42H158ZM160 38H161V37H160ZM174 38H175L176 40H175ZM13 39H15L14 42H13ZM135 39H136V38H135ZM135 39H134L135 45H138V44H136L137 41H135ZM142 39H144V38H142ZM161 39H162L163 42H164V39H165V38H161ZM103 40H104V39H103ZM165 40H166V39H165ZM211 40H212V39H211ZM119 41H120V40H119ZM181 41H182V40H181ZM99 42H100V43H99ZM101 42H104V43H101ZM109 42H110V43H109ZM120 42H122V41H120ZM134 42H133V43H134ZM156 42H157V44H156ZM163 42H162V43H163ZM165 42H166V41H165ZM165 42L163 43L164 45H165V44H169V45L164 46V45H162V43H161V45L159 44V46H158V47L161 46V48L164 46L165 51H162L160 48L158 49V47H157V49H158L159 51H160V50L162 51V52H159V53H158V55L160 54V55H159L160 57L157 55L159 58H157L156 56H154V57H153L154 59L151 58L153 61H152L150 58H147V60L149 59V60H148V61H149V64H147L148 61L145 60V58H144L143 60H144V63H145V64H142V65H141V64L139 63V65L142 66L141 70H143V65H146V66H147V65L154 66V64H152L151 61H152L153 63H155V66L159 63V64H158L159 66H158V65H157V66H158L159 68L162 67V65L160 66V64L162 63V62H161V60H162V59H161V56H162V58H163V55H164L163 52H166V53L168 52V49H166V47L169 48V47H171V44H172V43L169 42V41H167V43H165ZM107 43H108V48H106L107 46H105V45H107ZM111 43H113V45H115L114 43H116L115 48H117V49H115V48H114L115 50L112 49L113 46L110 48ZM133 43H131V44H133ZM137 43H138V42H137ZM170 43H171V44H170ZM176 43H177V45H176ZM181 43H182V42H181ZM98 44H99V45H98ZM119 44H120V43H119ZM210 44H211V43H210ZM213 44H214V43H213ZM102 45H104L105 47H104V46L102 47ZM117 45H118V46H117ZM135 45H133V46H131V47L134 48ZM173 45H172V48H171V50H170V51H171L170 53H171L172 56H173L174 54H175V55L171 58L170 53H169V57L171 58V59H170V58L168 57V54H167L166 57H168L171 61L169 60L170 63H168V61H167L168 58H167V59H166L167 62H166V61H165V62L168 64V66H167L166 63L164 64V65H165L164 69L167 68L168 71H167L166 69H165V70H164V69H156V68H158L157 66H156V67H155V66L152 67V68L154 69V70L152 71V70H151L152 68L149 69L151 66H150V67L148 66V68L144 66L145 69H146V68L148 69V70L146 71V73H147V75H146L145 72H143V71L141 72V70H138V72L140 71L139 74L141 73V74H140L141 76H137V78H140V82H141V83L139 82V84H140L141 86L138 85V82H137L138 79L136 78V76H133V75H135V74L132 75L133 77H135V79H133V78H131V73L127 71L128 69H129V71H131V67H132V66H133V69L135 68L134 66L137 67L136 69H134V70L136 71V73H137V69H139L138 66L136 65L137 63L134 61L135 59L133 60V57H132L133 53H132V55H131V53H130L131 58H132L133 61L130 62V61H131V59H129L130 57H129V58L126 57V58H128V59L130 60V61H129V60L127 59V60H128V63H127V61H125L127 64H129V62H130V64L132 65L131 67H127V66H125V69H124L126 72H128V73L130 74V77H129L128 75H123V74H122L123 72H124V74H128V73H126V72L123 70L124 67L122 68V66H124V65L126 64V63H123L124 61L122 62L124 65H122V64L120 65V64H119V66H121V69H119V71H121V72L123 71V72L121 73V72H119L118 70L115 69V72H116L117 74H116V73H112V75L115 74L114 76H116V75L119 76L120 74H118V73H121L120 76L123 75L124 82H126V81H125L126 79L124 78L125 76L129 77V78L131 79V82H132V79L136 81L134 91H132V92H131L132 89L130 90V92H128V91H129V86H128V88L125 86L126 84H128V85L130 84L129 79H128L127 77H126V78L128 79V82H126L125 84H122V83H124L122 78H121V79H122V83H121V80L118 79V78L120 77V76H119L117 79H114L115 81L118 80V81H117V82H118V83H117L118 85H115V84H113V85L117 86L116 88H118V86H119V88H118L119 90H120V89H122V90H124V89H128V91H126V92H128V93H127L126 95H124V98H123L122 100L125 101V102H127V103H129V102L131 103V105L128 104V108H129L130 110H129V109H127V110H129V111L132 112V115H131V116H132V119L137 117V119L134 121V122H137V127H136L135 124L133 125V124L131 123V122H132V119L130 118V115H126V114L124 113V112H125V109H123V108H124V107H123L124 103H123V101L120 99V96H123L121 90L119 91L118 89L114 88L116 91H117V90L119 91V92L114 91L116 94H118L117 96H119L120 94H122V95H120V96L118 97V99H119L120 101L115 97V99H114V103H113V101L111 102V100H113V99H109V98H110L109 95H111L112 91L108 88L107 85H105V86H107L106 88H108V90H110V93H109L108 98H107V100H106V99H104V98H105L104 96L107 95L106 93L109 92V91H107V92L105 91L106 93L104 92L105 95H103L101 99L104 100V103H106V102L108 101V102H110V103H113V105H115V106H117V107H119V106H120V107H123V108H122V109H123L122 111H124V112H122L120 108H119L120 110H119L117 107H115V108H117L118 110L115 109L114 106H112V104H109V103H108L111 107H110L109 105H107V103L105 104V105L109 106V107L105 106V108L107 107V109H108V108H111V109H112V107H113V108L116 110L117 114H115V111H114V114L117 116V117H116L117 119H120V118L123 119L124 117H125V118L128 117L127 120H126L125 118H124V119H125L127 122H130V123L132 124V126H134L133 128H131L132 126H130L129 123H127L126 121L123 120L125 123H127L126 126H125V127H127V128H126V129H124L125 127L122 128L123 130L126 131V132H124V134H129V135H130V132H129V131H133V132L136 134V132H137V131L135 132V130H137L136 128H138L139 126L142 128V129L140 128V129H141V132H139V133L137 132L138 135H137V134H136V135H133L134 133L131 132V134H132V133H133V134L130 135V136H134V137H129L128 135H124V136H122L123 134L120 135L119 132H115V133H119L120 136H119V135H118V136H119L120 138H121V137L125 138V137L127 136V137L125 138L126 140H127V139H128V140H129V139L132 140V138H134V139H133V141H134V145H133V147H128V150H127V151L130 152V150H131V153H134V152H133L134 150H132V149H136L137 147L135 148L134 146H137V145H138V147H140V148L143 147V148H141V150H140V148H139V149L137 148L135 151L138 150L139 153H137L138 151L135 152V153H137V154L140 155V152L142 151V152H144V155H146V152H147V151H145V149H146V148H147V149L149 148V146H148L147 144L150 143V142H147V144H146V142H144V143H145V144H144L143 141H142V142L140 141V142L142 143V145H143V146H142V145H139L140 142L138 143L137 141H139V140H145V141H146V139H148V138H146V139H143V138H144V135H147L148 130H149V132H150V131H152V132L154 131V132H155V129H156V130H157L156 132H158V133H152V134H157V136L160 135V134H164L163 136L160 135L161 139L165 140L164 138H167V141L170 142V143L172 142V141H170L171 139H172V140L174 139V140L176 141V143H177V142H179L180 140H182V139L184 138V139H183L184 141H180V142H181V144H182V147H183V145H185V146H184L182 149L179 148V146L177 147L178 149L176 148V151L179 152V154H180V155H179V154L176 152V153H177V156H176V157H178V158H176V161H177V162L179 161L180 163L178 162V164H177V162H176L175 165H174V167L176 166V164H177V166H179V164H181L182 166H184V165L186 164V166H185V167H182V168L186 170V168H188L187 166H189L190 170H192L191 167H194V165H195L196 163H197V165H198V163H199V164H201V166H202V163H203L202 161H204V159L206 160V158L204 157L203 153H201V154L199 153L200 156L202 155L200 158H202V157H204V158H202V160H201V159L198 157L199 155H196V159L199 158V159H200V162H198L199 159H198L197 161L195 160V152L197 151V150L195 151V146H194L195 144H192V145L194 146V147H193V146L191 145V141H188V144L186 143V142H187V140L185 139V138H186V136H185L186 133H185L184 129H181V128L179 127L180 124H181V122H179V120H180L179 118H180V117L177 118L178 121L176 120V116L178 117L179 113H178V115H175V117L170 116L169 114H167V113H168V112H166V111H167V108H168V109H171V108H170L169 106H167V107L165 106V107H164V105H163L164 103H163V101H162V91H161V90H162V87L167 86V85H168V86L171 85V84H168V83L171 82V80L169 81V79L171 78V76H173V74L178 73V71H180V70H178L177 68L180 67L181 64H183L182 62H185V63H186V60H187V59L185 58V60L183 61V58H182L183 55H181V56H180V58H181V60H182V62H180L181 64L179 63L180 60L177 62L176 56H177V58H178V55H179L178 53H180V51H177L178 53H177V55H176L175 51L172 50V49H173ZM95 46H96V47H95ZM99 46H101L102 49H101V47H99ZM168 46H169V47H168ZM94 47H95V48H94ZM118 47H119L120 49H119ZM124 47H125V48H124ZM177 47H178V46H177ZM128 48H129V47H128ZM133 48H131V49H133ZM174 48H175L174 50L178 49V48H176V47H174ZM92 49H91V50H92ZM108 49H111V50H108ZM129 49H130V48H129ZM135 49H136V48H135ZM135 49H134V50H135ZM162 49H163V48H162ZM164 49H163V50H164ZM97 50H98V51H97ZM101 50H102V51H101ZM116 50L120 53V54L118 53V56H122V54H125V55H123V57H120V58L118 57V58H117V55H116L117 52H116ZM89 51H90V50H89ZM89 51H88V52H89ZM120 51H121V52H120ZM114 52H116V53H114ZM123 52H124V53H123ZM259 52H260V51H259ZM75 53H74V55H75ZM86 53H87V52H86ZM162 53H163V54H162ZM173 53H174V54H173ZM260 53H263V55H264V52H263V51H261ZM82 54H84V53H82ZM95 54H96V53H95ZM101 54H102V53H101ZM106 54H107V56H105ZM113 54H114L115 56H113ZM127 54L129 55V53H127ZM161 54H162V55H161ZM180 54H181V53H180ZM80 55H81V54H80ZM84 55H85V54H84ZM258 55H259V54H258ZM258 55H257V56H258ZM263 55L261 54V55H259V56L261 57V56H263ZM126 56H127V55H126ZM68 57H70V56H68ZM99 57H100V58H99ZM111 57H112V58H111ZM134 57L136 58V56H134ZM137 57H138V55H137ZM155 57H156V58H155ZM193 57H194V56H193ZM260 57H259V59H260ZM64 58H65V57H64ZM86 58L83 59V61L86 60ZM91 58H92V56H91ZM101 58H102V59H101ZM138 58H141V57H138ZM174 58H175V60H174ZM180 58H179V59H180ZM263 58H264V57L261 58V62H262V64H263V61H262ZM92 59H93V58H92ZM156 59H159V61H158V60L156 61ZM124 60H125V58H124ZM139 60L142 61V59H138V62H139ZM154 60H155V61H154ZM172 60H174V61H172ZM190 60H191V59H190ZM190 60L188 59L187 62H189ZM106 61H107V60H106ZM106 61H105V62H106ZM136 61H137V60H136ZM240 61H241V60H240ZM256 61H258V58L256 59ZM102 62H103V61H102ZM105 62L103 63L104 65L107 64V62H106V63H105ZM142 62H143V61H142ZM93 63H94V64H93ZM109 63H108V64H109ZM116 63H115V64H116ZM135 63H136V64H135ZM189 63H191V61H190ZM258 63H260V62H258ZM90 64H91V65H90ZM110 64H109V65H110ZM115 64H114L113 66L116 67ZM127 64H126V65H127ZM133 64H134V65H133ZM47 65H48V64H47ZM88 65H89V66H88ZM95 65H96V66H95ZM101 65H102V64H101ZM109 65H108V67H110L111 70H109V68L106 67L107 65H106L105 67H106L107 71H111V72H112V69H113L112 67H113V66L111 67V66H109ZM111 65H112V64H111ZM169 65H170V66H169ZM183 65H184V64H183ZM212 65H214L213 62H212ZM212 65H211V67H212ZM215 65H217V64H215ZM215 65H214V66H215ZM49 66H50V65H49ZM83 66L85 67V65H83ZM129 66H130V65H129ZM141 66H140V67H141ZM263 66H264V64H263ZM46 67H47V66H46ZM115 67H114V68H115ZM117 67H118V66H117ZM117 67H116V68H117ZM216 67H218V65H217ZM219 67H220V66H219ZM261 67H262V66H261ZM42 68H43V67H42ZM89 68H90V67H89ZM118 68H120V67H118ZM127 68H128V69H127ZM162 68H163V67H162ZM212 68H213V67H212ZM262 68H263V67H262ZM126 69H127V70H126ZM133 69H132V70H133ZM145 69H144V70H145ZM169 69H170L172 72H170ZM183 69H186V68H183ZM183 69H181V70H183ZM187 69H188V68H187ZM187 69H186V70H187ZM214 69H215L216 71H215ZM219 69H220V68H218V70H219ZM149 70H150L151 72H149ZM155 70H156V71H155ZM177 70H178V71H177ZM188 70H189V69H188ZM212 70H214L213 73H216V72H217L218 74H221V73H222V72L219 73V71H218L217 68H215V67H214ZM24 71H25V72L27 71L26 74H28V78H26L25 81H24V83H25V85H24V86H25V87H24V88H25V89H24V93H25L24 96H25V97L23 96V97H24V99H23V98H22V95H21V90L23 89V88H22L23 85H22V83H20L19 80H20L21 78H22V79H21L22 81L24 80V79H23V76L20 77V74H21L22 72H24ZM93 71H94V70H93ZM95 71H96V70H95ZM113 71H114V69H113ZM117 71H118V72H117ZM133 72H134V71H133ZM169 72L172 73V75L169 74ZM182 72H183V71H182ZM238 72H239V71H237L236 74H238ZM142 73H144V74H142ZM217 73H216V74H217ZM241 73H242V72H240V74H241ZM24 74H25V73H24ZM24 74H23V75H24ZM137 74H138V73H137ZM179 74H180V72H179ZM236 74H235V77H236ZM240 74H239V76H240ZM242 74H243V73H242ZM21 75H22V74H21ZM142 75L144 76L143 78L146 77L147 80H149V81L146 80V81H145L146 83H144V82H143L144 79H141ZM212 75H213V74H212ZM25 76H26V75H25ZM37 76H38V74H37ZM175 76L178 77L179 75H178V76L175 75ZM175 76H173V77L171 78V79H172V83H174V80L176 79V78L174 79ZM239 76H237V77H239ZM242 76H243V75H242ZM251 76H252V75H251ZM253 76H254V75H253ZM18 77H20V79H18ZM38 77H39V76H38ZM245 77H246V76H245ZM245 77H243V79H242L243 81L241 82V83H243V84H244V79H245ZM146 78H145V79H146ZM148 78H149V79H148ZM136 79H137V80H136ZM173 79H174V80H173ZM246 79H247V78H246ZM261 79H262V77H261ZM36 80H37V79H36ZM114 80H111V82H113ZM258 80H259V79H258ZM22 81H21V82H22ZM168 81H169V82H168ZM176 81H177V79H176ZM189 81H190V80H189ZM245 81H246V80H245ZM259 81H261V80H259ZM262 81H263V80H262ZM119 82H120V85H121V84L123 85V86L121 85L122 87H126V88H122V87L119 85ZM142 82H143V83H142ZM148 82L150 83V86L147 85ZM157 82H158V83H157ZM166 82H168V83H166ZM246 82H247V81H246ZM252 82H253V80H252ZM149 83H148V84H149ZM156 83H157V84H156ZM164 83H166L167 85H164ZM178 83H179V82H178ZM214 83H215V81H214ZM233 83H234V82H233ZM259 83H260V82H259ZM107 84H108V83H107ZM111 84H112V83H111ZM136 84H137V85H136ZM175 84H176V82H175ZM175 84H173V85H175ZM251 84H252V83H251ZM262 84H263V83H262ZM262 84H261V85H262ZM20 85H22V86H20ZM109 85H110V83H109ZM130 85H131L130 88H132V86L134 87V84H133V83L130 84ZM173 85H171V88H172V89H173V87H174ZM263 85H264V84H263ZM263 85H262V86H263ZM110 86H111V85H110ZM137 86H138V89H140V91H139L138 89L136 90ZM172 86H173V87H172ZM231 86H232V85H231ZM237 86H239V85H237ZM243 86H244V85H243ZM249 86H251V85H249ZM112 87H114V86H112ZM112 87H111V89H112ZM175 87H176V86H175ZM177 87H178V88H174V90H173L175 93L177 92V89H179V86H177ZM234 87H235V86H234ZM244 87H245V86H244ZM263 87H264V86H263ZM104 88H105V87H103V89H104ZM106 88H105V89H106ZM160 88H161V89H160ZM231 88H232V87H231ZM248 88H249V87H248ZM114 89H113V90H114ZM166 89H168V88H166ZM235 89H236V88H235ZM175 90H176V91H175ZM243 90H244V89H243ZM103 91H104V90H103ZM135 91H136V92H135ZM137 91H138V92H137ZM120 92H121V93H120ZM178 92H179V90H178ZM178 92H177V93H178ZM245 92H246V90H245ZM245 92H244V93H245ZM119 93H120V94H119ZM124 93H125V91H124ZM177 93L175 94L176 97H177V95H180L179 93H178V94H177ZM237 93H238V92H237ZM262 93L264 94L263 91H262ZM262 93H261V94H262ZM22 94H23V92H22ZM112 94H113V93H112ZM237 95H238V94H237ZM36 96H37V95H36ZM113 96H116V95H113ZM245 96H246V95H245ZM247 96H248V95H247ZM263 96H264V95H263ZM49 97H50V96H49ZM103 97H104V98H103ZM106 97H107V96H106ZM173 97H174V96H173ZM121 98H122V97H121ZM108 99H109V100H108ZM21 100H22V101L24 100V102H22ZM223 100H224V99H223ZM115 101H116V102H115ZM117 101H119V102H117ZM176 101L178 102V100H176ZM102 102H103V101H102ZM177 102H176V103H177ZM206 102H207V101H206ZM209 102H210V100H209ZM209 102H207V103H209ZM116 103H117V104H116ZM119 103H120V104L123 103V104L120 105ZM211 103H214V102L211 101ZM211 103H210L209 105L206 104V105L208 106V108L211 107V106H210V105H212ZM225 103H226V102H225ZM177 104H178V103H177ZM223 104H224V103H223ZM132 105H133L134 109H132L133 107H132V108L129 107V106H132ZM206 105H205L204 110H206V108H207ZM25 106H24L23 109H25ZM124 106H126V105H124ZM177 106H178V105H177ZM209 106H210V107H209ZM216 106H218V107H216ZM216 106H215V103H214V108H218V110H220V109H219V105L217 104ZM126 107H127V106H126ZM135 108H136L137 110H136ZM180 108H181V106H179V109H180ZM188 108H189V107H188ZM208 108H207V112H208V110H213V111H214V109H212V108H213V105H212L211 109H208ZM114 109H112V111H113ZM177 109H178V108H177ZM179 109H178V110H179ZM108 110H109V109H108ZM132 110H134V111H132ZM171 110H172L173 112H175V111H176V107L172 108ZM180 110H181V109H180ZM118 111H119V112H118ZM120 111H121V112H120ZM137 111H138V113H139V112L142 113L141 116H144V117H142L143 119L138 117V116H140V115L134 117V115H136V114H138V113H135V114H134L133 112H137ZM213 111H212V112H213ZM176 112H177V111H176ZM183 112H184V111H183ZM199 112H200V111H199ZM210 112H211V111H209V113H210ZM217 112H219V111H217ZM33 113H34V112H33ZM112 113H113V112H112ZM119 113H120V114H119ZM121 113H124L125 116L122 114V115L124 116V117H122V116H121ZM205 113H206V111H205ZM209 113H208V114H209ZM213 113L216 114V111H214ZM213 113H210V114L213 115ZM118 114H119V116H118ZM139 114H140V113H139ZM175 114H176V113H175ZM187 114H188V112H187ZM202 114H204V113H202ZM217 114H218V113H217ZM191 115H192V114H191ZM191 115H189V116H191ZM21 116H22V115H21ZM120 116H121V117H120ZM192 116H193V115H192ZM192 116H191V117H192ZM201 116H202V115H200V117L198 116V118H201L200 121L198 120V118H197L196 116H194V117L192 118L193 121H194V119H195V120L197 119V121H194V122L197 123V124L195 123L196 125L200 124V125H199L200 127H198V128H201V131L204 130L205 128L208 129V128L210 127V125H211L210 123H213V124H212V127H213V125H214L215 127H213V128H214V130H216L215 128H217V127H216L215 123H216V121H217V124H219V125H217V126H219L218 128H220V132H223V133H224L223 129L221 130V128H222V124H221V123H223V122H220V121H219L220 119L218 120V118H219L220 116L218 117V115H216V116L214 115L215 118H213V119H214V120L216 119V120L214 121V120L212 119L213 122L210 120V119L212 118L211 116H210L211 118L207 120L208 122H206V121L204 120V119H206L205 116H208L207 118H209V115H207V113L204 114V116H202V117H201ZM214 116H213V117H214ZM27 117H28V116H27ZM195 117H196V118H195ZM204 117H205V118H204ZM216 117H217V118H216ZM129 118H130V119H129ZM139 119H142V120L140 121ZM33 120H34V122H35V119H33ZM120 120H121V119H120ZM128 120H131V121H128ZM133 120H134V119H133ZM137 120H138V121H137ZM143 120H144V121H143ZM201 120H202V121H201ZM203 120H204V122H203ZM209 120H210L211 122H209ZM17 121H18V120H17ZM24 121H25V120H24ZM123 121H120L119 123H123ZM139 121H140L141 123H142V121H143V122H144L143 124H145V122L149 123V121H150L151 124H153L154 126H152L151 124H149V125H151L153 128L151 129V128H150L151 126H150L149 129L147 128V129H148V130H147V129H144V125H143V127H142L141 125H139ZM180 121H181V120H180ZM193 121H192V122H193ZM221 121H222V120H221ZM225 121H226V120H225ZM27 122H28V121H27ZM115 122H117V121H115ZM15 123L18 124V126H17ZM25 123H26V122H21V124H24V125H25ZM29 123H30V121H29ZM35 123H37V122H35ZM35 123H34V124H35ZM125 123H123V124H121V125H125ZM178 123H179V124H178ZM204 123H205L206 126L204 125ZM207 123H209V124H207ZM249 123L252 124L253 122H248V125L246 126L247 129H248V128L250 129V127H252V125L250 126ZM14 124H15V126H17V127H13ZM31 124H33V123H31ZM31 124H29V125H31ZM192 124H194V123H192ZM195 124H194V125H195ZM220 124H221V126H220ZM225 124H226V123H224V125H225ZM11 125H12V127L14 128V132L16 133V135H13V137H9V136H8L9 134L7 135L8 130H9L8 128H9ZM24 125H21L22 128H23ZM29 125L27 124V126H29ZM35 125H36V124H35ZM121 125H119V126H121ZM138 125H139V126H138ZM178 125H179V126H178ZM182 125H183V124H182ZM194 125H193V126H194ZM207 125H208V126H207ZM245 125H246V124H244V126H245ZM253 125H254V123H253ZM128 126H129L132 130H131ZM248 126H250V127H248ZM19 127H20V126H19ZM122 127H123V126H122ZM135 127H136V128H135ZM146 127H148V124H147V126H145V128H146ZM154 127H155V129H154ZM212 127H211V128H212ZM20 128H21V127H20ZM20 128H18V129H20ZM22 128H21V129H22ZM182 128H183V127H182ZM203 128H204V129H203ZM211 128H210V129H211ZM218 128H217V129H218ZM243 128H244V127H243ZM10 129H11V128H10ZM21 129H20V130H21ZM128 129H130V130H128ZM133 129H135V130H133ZM138 129H139V128H138ZM143 129H144V130H143ZM207 129L204 130V131L207 132V131L209 130V129H208V130H207ZM244 129H245V128H244ZM247 129H246V131H247ZM249 129H248V130H249ZM12 130H13V129H11V132H12ZM112 130H113V129H112ZM127 130H128V131H127ZM146 130H147V132H145ZM252 130H253V127H252ZM252 130H250V131L252 132ZM9 131H10V130H9ZM18 131H19V130H18ZM115 131H116V130H115ZM138 131H139V130H138ZM142 131H143V132H142ZM196 131H197V130H196ZM201 131L199 132V134H201V133L203 134L204 131H203V132H201ZM128 132H129V133H128ZM149 132H148V133H149ZM251 132H250V133H251ZM18 133H19V132H18ZM121 133H122V132H121ZM142 133H144L143 136L140 135V134H142ZM223 133H221V134H223ZM243 133L245 134V131H244ZM248 133H249V132H248ZM250 133H249V134H250ZM13 134H14V133H13ZM60 134H61V133H60ZM111 134H112V135H111ZM111 134H110L111 136H110L109 138L112 140V136H114V135H113V133H111ZM149 134L152 135L151 132H150ZM202 134H201V135H202ZM204 134H205V133H204ZM230 134H231V133H230ZM244 134H243V135H244ZM19 135H20V134H19ZM53 135H54V134H53ZM53 135H52L51 137L54 138ZM62 135H63V134H62ZM64 135H65V134H64ZM64 135H63V136H64ZM67 135H68V137L70 136L69 134H66V137H67ZM168 135H169V136H168ZM246 135L248 136L247 132H246ZM246 135H244L243 137H245ZM10 136H12V133H11ZM71 136H72V135H71ZM71 136H70V137H71ZM77 136H78V135H77ZM108 136H109V135H108ZM136 136H137V137H136ZM148 136H149V135H148ZM152 136H153V135H152ZM167 136L170 137V138L168 139ZM205 136H206V135H205ZM222 136H224V137L226 138V135H225V134L222 135ZM49 137H50V136H49ZM55 137H56V136H55ZM57 137L59 138V136H57ZM79 137H80V136H79ZM116 137H117V134H116V136L113 138V140H114ZM119 137H117V138H119ZM128 137H129V138H128ZM139 137H140V139H139ZM149 137H151V136H149ZM153 137H155V135H154ZM160 137H159V138H160ZM163 137H164V138H163ZM202 137H203V140H204V136H203V135H202ZM224 137L221 138V140H223ZM230 137H231V136H230ZM123 138H121V139H123ZM137 138H138L139 140L135 141ZM187 138H189V137H187ZM31 139H32V138H31ZM34 139H36V138H34ZM34 139H32V141H33ZM60 139H61V138H60ZM63 139H64V137H62V140H63ZM67 139H69V140H68V144H70L69 142H70L71 139H70V138H66V140H67ZM150 139H151V138H150ZM152 139H153V138H152ZM156 139L158 140V137H155V142H156L157 144H159V147L157 146V150H159L158 148H160V146H161L160 150H162V146H163V145H161V144H163V143L160 144V142H158L159 140L157 141ZM37 140L39 141L40 138L36 139L35 142H36ZM42 140L44 141V139H42ZM126 140H125V141L123 140V141L126 142V143H128L129 141H128V140L126 141ZM153 140H154V139H153ZM163 140H162V141H163ZM174 140H173V141H174ZM188 140H189V139H188ZM38 141L36 142V146H37L38 148H37V147H35V148H36V149H39V147H40V148L42 147L43 150L46 149V150H45V151H46L45 154H46V153L48 154V153L50 152V151H49V148H50V147L52 148V146H48V145H47L48 143H46L45 141H44L45 143H42L43 141H42L41 143L38 142ZM147 141H149V140H147ZM160 141H161V140H160ZM224 141H226V140H224ZM30 142H31V141H30ZM30 142H29V143H30ZM35 142H33L32 144L34 145ZM55 142H56V141H55ZM59 142H60V141H59ZM61 142H62V141H61ZM66 142H67V141H66ZM66 142H64V144L62 143V145H59V146H62L63 149H64V147H65V143H66ZM131 142H132V141H130V144H131ZM136 142L138 143L137 145H135ZM151 142H152V141H151ZM155 142H154V143H155ZM168 142L164 141V144L167 143V144H166V146H167V145L169 144ZM29 143H28V144H29ZM56 143H57V142H56ZM141 143H140V144H141ZM176 143H175V144H172V145H173V146H176ZM32 144L30 143V145H32ZM59 144H60V143H59ZM66 144H67V143H66ZM68 144L66 145V148H65V149H67V150H66V155H67V157L70 156L69 158H71V155H72V158H71L70 160H71V162L75 165V167H73L72 169H74L73 171H75V172L78 171V173H80V172H79L80 164L77 163V160H76L77 156L74 155L75 153L73 152V149L75 150L76 147L74 148V146H73L74 143L72 144V142H71V145H70V146H72V147H70ZM132 144H133V143H132ZM189 144H190V145H189ZM209 144H210V143H209ZM63 145H64V146H63ZM128 145H129V143H128ZM144 145H145V147H144ZM188 145H189V146H188ZM18 146H19V145H18ZM68 146H69V147H68ZM129 146H131V145H129ZM146 146H148V147H146ZM164 146H165V145H164ZM150 147H151V146H150ZM180 147H181V146H180ZM192 147H193L194 149H193ZM70 148H72V151H71ZM144 148H145V149H144ZM164 148H165V147H163V150H164ZM197 148H198V147H197ZM147 149H146V150H147ZM150 149H151V148H150ZM150 149H149V150H150ZM43 150L41 151V149H40L41 152H43ZM68 150H70V151H68ZM82 150H83V149H82ZM95 150H99V148H97V146H96ZM95 150H94V151H95ZM149 150H148V152L151 153V154H150L151 157L148 156L149 154H147L145 157H147V156H148V158L150 157L149 160H150L151 162H152V160H155V161H156L155 164H156L160 157H159V156H158L159 158L157 157L158 160H157V158L152 159V153H153V150H150V151H149ZM160 150H159V151H160ZM169 150H170V151H169L168 153L166 152L165 155H166V156H170V154H171L172 157H171V156H170L171 158H169V157L167 158V157H166V158H167V161H165L166 158L163 159V156L165 157V155H164V154L162 155V153H161V155H162V158H161V159H162V160H161V159H160V160L163 161V162H161V161L159 160L158 163H157L158 165H159V162H160V164H161V163H162V164L164 163L166 166H167V164H170V165L173 164V162L175 161V160H173V157H174V155H175L174 152H173V151H174V148L172 149V147H171ZM178 150H179V151H178ZM191 150H194V154H193V152H192ZM52 151H53V150H52ZM67 151H68L69 154H67ZM151 151H152V152H151ZM154 151H156V150L154 149ZM171 151H172L173 153H170ZM181 151H182V152H181ZM199 151L201 152L200 149H199ZM199 151H198V152H199ZM41 152H40V153H41ZM71 152H72V153H71ZM124 152L126 153V151H124ZM93 153H97V151H96V152H93ZM93 153H92V154H93ZM181 153H182V154H181ZM196 153H197V152H196ZM45 154H44V156L46 157ZM78 154H79V153H78ZM137 154H135V155L137 156ZM141 154H143V153H141ZM154 154H155V153H154ZM157 154H158V153H157ZM167 154H168V155H167ZM40 155L43 156L42 154H40ZM48 155H49V154H48ZM48 155H47V156H48ZM50 155H51V153H50ZM50 155H49V157H51ZM94 155H95V157H93V158H96V157L98 156L97 154H94ZM96 155H97V156H96ZM139 155H138V156H139ZM178 155H179V156H178ZM218 155H219V154H218ZM44 156L41 157V159H44V161L42 160V161L44 162V164L41 162V163L43 164V166H40V167H39V166H35L34 164H32V163L35 162V161L32 160L33 162H30V164L33 166V169H31V168L29 169V168H28L30 164H28V167H26V168L29 169V170L26 169V170H28V172H30V170H31V172L29 173V176H28V172L25 170V172H27V175L25 174L24 176H27V177L30 178V179L28 178L29 180H28L27 178L25 179V180H26V181H25V184H24L25 186L27 185L26 183H28V182L30 181V184H29V186L27 185L28 187H27L26 189H24L25 186L22 187V186H23L22 183H24V180H22V181H21V179H20L19 181L16 180V181H17L16 183L20 184L19 186L22 187V188L24 189V190L21 189V190H23L22 192H21V190H20L21 193H19V194L17 195V197H18L17 200H18V201H16V202H18V204L20 203L21 205L23 204V206H24L25 203L27 202L29 208L27 207V204L25 205V208L27 207L28 210L30 211V213H29L28 215H30L31 212L34 213V214H33L34 217L32 218V219H34V222H33V224H32V225H34V228H32V225H30V223H31V221H30L31 218H30V217H31V216H29V219H28V218H24V219H28V220L30 221V222H29L28 220H26V223H25V224H27V221H28L29 226H28V224H27V225L24 224V226H19V227H22L23 230H24V228H25V231H26L27 228H26L25 226H27V227H28L27 232H30L31 235L34 233L32 230L35 229V228H37V230H39V231H38L39 236H40V234H41V235L44 234L43 231H44V232H45V231H49L50 228L52 229V230L50 231V232H52V233H53V230H55V229H57V228L60 230V228L58 227V226H59V223H58V221H57V220H58V219H57L58 217H57V215H56V212H52V213H55V216L57 217V218H55V217L53 216L54 219H53V217H51L52 213H49V211L51 212L55 206H54V207L51 206V205H53V204L49 205V207H50V206L52 207V210L47 211L49 208H47V206L45 205L46 208L44 209V208H43L44 206H42V205H43L45 202H46V204H47V203H48V202H47L48 200L51 201V200H50V197L53 195L52 193H54L55 190L50 189V188H49V184L54 182V181L52 182L51 179H52V180H55V179L58 180L61 176H63V173H60V172H59V169L63 168V166H59V169H58V171H57V172L60 173V175H61V176H60V175L55 171L56 169H54V168H55V164H56V162L53 163L54 160H53V161L51 160L52 162H50V158H49V157H48V158L46 157L47 159H49V161H48L49 163H46L47 160L44 158ZM52 156H53V155H52ZM74 156H76V157L74 158ZM92 156H93V155H92ZM138 156H137V157H138ZM227 156L231 157L230 155L227 154V155L225 156V158H226ZM125 157H126V155H125ZM137 157H136V159H137L138 161L141 160L142 158H144V157H142V156H139L140 158L138 157V158H139V159H138ZM141 157H142V158H141ZM229 157H227V158H229ZM91 158H92V157H91ZM93 158L91 159V161H93ZM126 158H127V157H126ZM131 158H133V157H131ZM221 158H222V157H221ZM221 158H220V159H221ZM225 158H222L221 160H222V161H225V160H223V159H225ZM146 159H147V158H144L145 162H144V160H141V161H142V166H143V165H144V166H147V165H148V164L146 163ZM151 159H152V160H151ZM170 159H171V160H170ZM73 160L76 161V162H74ZM172 160H173V161H172ZM213 160H214V158H213ZM36 161H37V160H36ZM45 161H46V162H45ZM141 161H140V162H141ZM168 161H171L172 163H171V162L168 163ZM209 161H210V160H209ZM214 161H215V160H214ZM226 161L228 162V160H226ZM151 162H149V163H151ZM181 162H182V163H181ZM186 162H187L189 165H187ZM36 163H37V162H35V164H36ZM39 163H40V162H39ZM52 163L54 164L53 168L51 167V165H53ZM143 163H145V164H143ZM183 163H185V164H183ZM231 163H233V162H231ZM231 163H229V165H231ZM76 164H77L78 166H76ZM106 164H107V163H106ZM146 164H147V165H146ZM162 164L159 165V166L162 167ZM164 164H163V165H164ZM233 164L236 165V162H234ZM37 165H39V164H37ZM40 165H41V164H40ZM71 165H72V164H71ZM71 165H70V167H71ZM74 165H72V166H74ZM150 165H151V164H150ZM150 165H149V166H150ZM152 165H154V161H153V164H152ZM190 165H191V167H190ZM192 165H193V166H192ZM197 165H196V167H194V168H196V169H194V170H197V168L199 167V165H198V166H197ZM204 165H205V164H204ZM32 166H31V167H32ZM34 166H35L36 168H34ZM99 166H100V165H99ZM102 166H103V164H102ZM134 166H135V165H134ZM144 166H143V167H144ZM156 166H157V165H156ZM159 166H157V167H159ZM171 166H172V165H171ZM171 166H169V169H170ZM201 166L199 167L198 170L201 169ZM208 166H209V167H208ZM210 166H212V165H208V164H206V166H204L205 168H204V167H203V168H204V170H205L207 167L210 168ZM214 166H215V165H213L212 167H214ZM217 166H218V167H217ZM232 166H233V165H231V168H232ZM56 167H57V166H56ZM60 167H61V168H60ZM103 167H104V166H103ZM103 167H101V168H103ZM124 167H125V166H124ZM129 167H131V166H129ZM161 167H160V168H161ZM163 167H164V166H163ZM172 167H173V166H172ZM172 167H171V168H172ZM216 167H217V169H219V170L221 169V168L219 167L218 164H216ZM233 167H234V166H233ZM75 168L78 169V170H75ZM160 168H156V167H154L155 170L157 169V170H156L157 172L159 171ZM189 168L187 169L188 172H189ZM208 168H207V172H208V170H211V169H212V172H211V171H209V172L212 173V175H213V173H214V176L217 174L216 172H214V171H217V170H215V169H216L215 167H214V168H215L214 171H213V168H211V169H208ZM24 169H25V168H24ZM24 169H23V170H24ZM144 169H145V168H144ZM161 169H163V171H162V172H163L162 175L164 174L162 178L166 179L165 176H166V177H167V176H172V172H171L170 175H169V173L167 172V171H170L171 169H170V170H167V168H166V170H165L164 168H161ZM161 169H160V170H161ZM177 169H178V167H177ZM23 170H22V171H23ZM49 170H51V171H50V172H51L50 175H51V177H52V178L50 179L51 182H50L49 179H48L50 176H47V174H46V171L49 172ZM80 170H81V169H80ZM97 170H98V167H97ZM99 170H100V169H99ZM173 170H174V169H173ZM173 170H172V171H173ZM175 170H176V167H175ZM175 170H174V172L177 171V170H176V171H175ZM180 170H181V169H180V166H179L178 171H180ZM185 170H184V172H185ZM198 170L196 171L197 173L199 172ZM201 170H202V169H201ZM201 170H200V171H201ZM165 171H166V172H165ZM182 171H183V170H182ZM182 171H180V173H182ZM23 172H24V171H23ZM25 172H24V173H25ZM159 172H160V171H159ZM164 172H165V173H164ZM184 172H183V173H184ZM188 172H187V173H188ZM190 172H191V171H190ZM190 172H189V174L191 175V177L194 178V177L197 176V173H195L194 171H193V172L195 173V176L192 175L193 172H192V173H190ZM205 172H206V170H205ZM205 172H204V174L206 175V177L209 176V175L212 177L211 174L208 175L209 172H208V173H205ZM76 173H77V172H76ZM166 173H168V174L166 175ZM185 173H186V172H185ZM48 174H49V173H48ZM104 174H105V172H104ZM131 174H132V173H131ZM177 174H178V173H177ZM45 175H46V177H48L47 179L45 178ZM109 175H110V174H109ZM109 175H107V176L104 175V180H106V179H105V176H106L107 178H109V177H110ZM159 175H160V173H159ZM159 175H158V173H157L156 176L158 177ZM162 175H160L158 178H160ZM173 175H174V173H173ZM175 175H176V173H175ZM175 175H174V176H175ZM178 175H179V174H178ZM178 175L175 176V177H178ZM181 175H182V174H181ZM181 175H179V176H181ZM187 175H188V174H186V175H184V176H185V179L188 180V178H189L190 176H187ZM57 176H60V177L58 178ZM78 176L81 177L82 174H81V175L79 174ZM174 176H173V177H174ZM184 176H183V177H184ZM214 176L212 177L213 179H214ZM216 176H217V175H216ZM216 176H215V178H216ZM53 177H55V178H53ZM175 177H174V179L170 177V180H168V179H167V180H168V181H173V180L175 181V180L177 179V178L175 179ZM181 177H182V176H181ZM186 177H187V178H186ZM217 177H218V176H217ZM24 178H25V177H24ZM24 178H23V179H24ZM57 178H58V179H57ZM63 178H64V176L62 177V179H63ZM158 178H156V180H158ZM167 178H169V177H167ZM209 178H210V177H209ZM62 179L60 178V180L55 181V182H56V183L54 182L55 185H54V184H51V185L56 186V184L59 183ZM109 179H111V177H110ZM164 179H163V180H164ZM189 179H190V180H188L189 182H190L191 180H193L192 182H194V183L196 182V178H195V179L189 178ZM216 179H217V178H216ZM218 179H219V178H218ZM107 180H108V179H107ZM156 180H155V181H156ZM159 180L161 181L162 179H159ZM159 180H158V182H159ZM187 180H186V181H187ZM194 180H195V181H194ZM20 181H21V182H20ZM27 181H28V182H27ZM168 181H167V182H168ZM188 181H187V183L189 184ZM215 181H219V180H215ZM9 182H10V181H9ZM43 182H44V184L46 185V187H42L43 185L41 186V184H42ZM62 182H65V181L63 180V181H61L60 183H62ZM107 182H112V181L108 180ZM158 182L156 181V183H157L156 185H157V187H160V186H161L160 183L164 185V183L166 182V180H164L163 183H162V181H161V182L159 183L160 186L158 185ZM199 182H200V181H198V179H197V183H199ZM14 183H15V182H14ZM16 183H15L14 185H16ZM48 183H49V184H48ZM170 183H171V185L173 186L172 182H170ZM174 183H176V182H174ZM64 184H65V183H64ZM168 184H169V183H167V186H165V187H162V186H161V188L159 189V190H163V191H165L164 189H166L168 193H164L165 195H167V194H168V195L172 194V191L169 189V188H171V187H170V184H169V185H168ZM191 184H192V183H190V187H191V188H194V186L192 187ZM195 184H196V183H195ZM195 184H194V185H195ZM200 184H201V183H200ZM200 184H196V185H197V186H198V185L201 186ZM12 185H13V183L11 184V186H9L11 189H10L9 187H7V188H9V189H8L9 191L13 189V190H12V194H10V192H9V195H10V196H13L14 194H15V195L17 194L16 191L14 192V189H16L17 187L13 188L14 186H12ZM57 185H58V184H57ZM60 185H61V184H60ZM196 185H195V186H196ZM39 186H40V187H39ZM54 186H53V187H54ZM199 186H198V187H199ZM41 187L43 188V190H44V188H46V189H45L46 191L44 190L45 193L42 192L43 194H41V196H40V200L43 198V199L41 200L42 202L44 201V198H45V200L47 199L46 201H44V203H42V202H38L39 199L37 200V197H38L39 194L41 193V191H40V188H41ZM53 187H52V188H53ZM59 187H61V186H58L57 189H63V188H64V187H62V188H59ZM166 187H167V188H166ZM202 187H203V190L205 189L206 191H209V187H208V186H202ZM42 188H41V190H42ZM54 188H55V187H54ZM54 188H53V189H54ZM162 188H163V189H162ZM196 188H197V187H196ZM196 188H195L194 190H196ZM206 188H207V189H206ZM0 189H1V188H0ZM57 189H56V190H57ZM168 189H169V190H168ZM199 189H200V188H199ZM199 189H197V190H199ZM210 189H211V188H210ZM238 189H239V188H238ZM197 190H196V191H197ZM0 191H1V190H0ZM6 191H7V190H6ZM58 191H59V190H58ZM169 191H170L171 193H170ZM196 191H195V192H196ZM200 191H202V189H201ZM1 192H3V191H1ZM1 192H0V193H1ZM13 192H14V193H13ZM61 192H62V191H61ZM63 192H64V190H63ZM161 192H162V191H161ZM165 192H166V191H165ZM202 192L205 193V191H202ZM202 192H199V193L202 194ZM3 193H4V192H3ZM55 193H56V192H55ZM55 193H54V194H55ZM64 193H65V192H64ZM197 193H198V192H197ZM44 194H46V196H45ZM51 194H52V195H51ZM5 195H6V193H5ZM7 195H8V193H7ZM43 196H44V197H43ZM41 197H42V198H41ZM4 198H5V197H4ZM4 198H3V199H4ZM9 198H10V197H9ZM5 199H6V198H5ZM7 199H8V198H7ZM7 199L4 200V201L8 202ZM51 199H52V197H51ZM53 199H55L54 196H53ZM32 200H33L34 202H36L37 204H38V203H39V204L41 203L40 206H38L37 204H36V205H32V204H31V203L33 202ZM30 201H31V202H30ZM53 201H54V200H53ZM11 202H12V201H10V199H9V203H10V204L13 203V205H15V204H14L15 201H13L12 203H11ZM85 202L87 203V201H85ZM92 202H93V201H92ZM1 203H2V202L0 201V204H1ZM4 203H5V202H3L2 205H3ZM9 203H6V205L8 204L9 206H11ZM88 203H89V202H88ZM88 203H87V204L84 203L85 205H83V204L81 203V205H82L83 207L86 206V208H87V207H89V204H88ZM16 204H17V203H16ZM18 204H17V206H14V208L16 207V209H14L15 211H16L17 209H19V208H17V207H18ZM20 204H19V206H21ZM49 204H50V202H49ZM78 204H79V203H78ZM2 205H0V207H1V209L3 210V208H2L3 206H2ZM75 205H76V204H75ZM75 205H73L72 207H74ZM4 206H5V205H4ZM82 206H81V207H82ZM5 207H7V206H5ZM12 207H13V206H12ZM67 207H68V206H67ZM69 207H70V206H69ZM83 207H82V210H85V211H86V208L83 209ZM94 207L96 208V205H94L93 208H92V207H90V208L94 210ZM25 208H24V209H23V207L20 208V209H23V210H22L23 213H24ZM75 208H76V207H74L73 209H75ZM90 208H89V212H90V214H88V216L90 215V218H92L91 216H94V215H92V214H93L92 212H95V210H94V211H90V210H91ZM4 209L6 210V209H9V208L7 207V208H4ZM20 209H19V210H20ZM33 209H34V211H33ZM46 209H47V210H46ZM69 209H70V208H69ZM96 209H98V208H96ZM5 210H3V212H4ZM11 210H12V209H11ZM44 210H46V212H48V213L51 214V215H49L48 213H45ZM71 210H72V208H71ZM71 210H70V212H71ZM76 210H77V209H76ZM76 210H75V211H76ZM87 210H88V208H87ZM6 211H7V210H6ZM15 211H14V212H15ZM20 211H21V210H20ZM22 211H21V212H22ZM25 211H27V209H26ZM29 211H27V212H29ZM53 211H56V210L54 209ZM78 211H79V210H78ZM85 211H84V212H85ZM98 211H99V209H98ZM16 212H17V211H16ZM96 212H97V210H96ZM5 213H6V212H5ZM5 213H4V214H5ZM10 213H11V212H10ZM12 213H13V212H12ZM42 213H44L45 215H46V214L49 215V216H50V219L56 221V225L58 224V225H57V228L53 229V227H52L53 225H52V226L50 225L52 222H50V224H47L48 221H49V220H48V216H46L47 219H44V220H43V218L45 217V215H44V214L42 215ZM85 213H86V212H85ZM85 213L82 214L83 216L80 215L81 217H79V215L74 216V217H79V218H81V220H82V222H83V220H84L85 218H87V217H86L87 214L85 215ZM4 214H3V215H4ZM24 214H26V212H25ZM74 214H75V212H74ZM74 214H73V212H72V214H71L70 216L73 217ZM76 214H78V212H76ZM80 214H81V212H80ZM0 215H2V213H1ZM3 215H2V218H1V221H0V224H1V222H3L2 219L5 220V218L7 217V214H5L6 217H3ZM31 215H32V214H31ZM41 215H42V216H41ZM53 215H54V214H53ZM8 216H10V215L8 214ZM25 216H26V215H25ZM39 216H40V217H39ZM43 216H44V217H43ZM17 217H18V216H17ZM42 217H43V218H42ZM247 217H248V216H247ZM11 218H12V217H11ZM14 218H15V216H14ZM22 218H23V217H22ZM37 218H39V219L41 218L42 221H44V222L42 223V228H40L41 226L39 227V225H40L41 223H40L39 221H37ZM90 218H89V219H90ZM244 218H245V220L243 219V222H242L241 220H240L241 223L239 222V223L241 224V227H242V225L244 224V222L246 223V221H248V220H246V217H244ZM248 218L251 219V216L248 217ZM252 218L254 219V217H252ZM17 219H20V218L18 217ZM41 219H40V221H41ZM55 219H57V220H55ZM74 219H76V220L79 222V220H78L77 218H74ZM110 219L112 220V218H110ZM241 219H242V218H241ZM253 219H251V220H253ZM10 220H11V219H10ZM45 220H46V221L48 220L47 223H45V222H46ZM52 220H51V221H52ZM81 220H80V221H81ZM87 220H88V219H87ZM87 220L85 219V222H87ZM111 220H108V221L110 222ZM20 221H25V220H20ZM253 221H254V220H253ZM255 221H256V220H255ZM78 222L76 223V225L74 224L75 227H76L77 225L79 226L80 224H81L80 226H82V227H83V225H85V222H84L83 224H82L81 222H80V224H78ZM225 222H226V221H225ZM21 223H22V222H21ZM21 223H20L19 225H21ZM228 223H229V222H228ZM257 223L260 225V223H259L258 221H257ZM257 223H255V224H257ZM44 224H45V227H44ZM46 224L49 225V226H47ZM53 224H54V223H53ZM247 224H248V222H247ZM247 224H246V226H247ZM255 224H254V226H255ZM258 224H257V226H258ZM2 225H3V223L0 225V228H1ZM4 225H6V222L4 223ZM56 225L54 224V227H55ZM87 225H88V228L86 227ZM89 225H90V223L88 222V224L86 223V225H85L83 228L86 227L85 230H86V231H89V230H90V229H89V228H90ZM223 225H224V226H223ZM225 225L228 226L227 224H222V225H220V226L217 225L218 227L215 226V227H217V228L214 227L213 229H215V230L218 229V228L221 229L222 227H223V228L226 227ZM230 225H231V224H230ZM230 225H229V226H230ZM252 225H253V222H252ZM252 225H251L250 227H251V228H252V227L254 228V226H252ZM30 226H31V227H30ZM80 226H79V227H76L77 229L75 228V229L78 231L79 234L76 233V230H75V233L73 232L74 230L72 231V233H74L75 236H80L81 233H82V234H83V233H86L85 235H87V234H90V235H91V234H92V236H93V233H92V232H94V230H93L92 228H91V229H92L93 231L90 230L91 232L89 231V232L87 233L86 231H85V232L81 231V233H80L79 230H80V229L83 230L82 227L80 228ZM221 226H222V227H221ZM231 226H232V225H231ZM239 226H240V225H239ZM239 226H237V228H238ZM243 226H245V224H244ZM246 226H245V227H242V228H243V231L246 229V233H243V234H244V235L247 234L248 236H245V237L243 236V238H242V235L238 232V231H240V229H241L240 227H239V230L237 231V233H239V235H238V234L236 235V233H235L236 231H234V233H235V234H234L233 231H232L233 229H231V227H230L228 230H227V227H226V229H224V232H226V233H227V231H229L230 229H231V231H232V232L230 231L231 234L233 233V235L231 236V234L228 232V233L230 234V236H228V235H229V234H228V235L225 237L226 239L228 238V240H227L228 243H230L231 241L233 242V245H232L233 247H232L231 245H228V244L226 245V246L228 247L229 251H230V250L232 251L233 248H238V249H239V245L242 246V247L240 248V249L242 250V248L245 247L244 244H243L244 246L241 245L242 242L246 243L247 245H250V246L245 247V248H248V247H249L248 249H250L251 246H254V247H255V245H259V243H258V244L255 243V245H254V242L257 241V240L254 239V242H253V240L250 238V236L252 235L254 229L252 228L253 230H251V228H246ZM257 226H256V228H257ZM5 227H6V226H5ZM49 227H50V228H49ZM72 227H73L72 229H74V226H72ZM220 227H221V228H220ZM234 227H235V226H234ZM30 228H31L32 230H31ZM38 228H40V229H38ZM235 228H236V227H235ZM237 228H236V230H237ZM1 229L4 230L3 228H1ZM1 229H0V230H1ZM29 229H30V231H29ZM58 229H57V231L60 233V231H62V229H61L60 231H59ZM87 229H89V230H87ZM219 229L216 230V231H217V232H218V231L220 232ZM259 229H260V228H258V230H259ZM17 230H18V231L20 230L19 232H24V231L21 230V228H18ZM215 230H214V232L216 233ZM241 230H242V229H241ZM40 231H42L43 234H42ZM96 231H98V232H96ZM96 231H95V232L98 233V235L95 236V237H98L99 234H102V233H103V232L100 233L99 230H96ZM102 231H103V230H102ZM221 231H222V230H221ZM259 231H260V230H259ZM0 232H1V233H0V236H1V234H3L4 232H7V233H8L9 231H7V230L5 231V230H4V232H3V231H0ZM10 232H13V231H10ZM15 232H17V231H16V230L14 231V233H13L14 236L16 235ZM27 232L24 233L25 236H28L29 233L26 234ZM31 232H32V233H31ZM50 232H48V234H49ZM58 232L54 231V234L52 235L53 237L48 238L49 236H47V237H45V238H48L49 241H50L51 238H52V240H53V239H56V240H57L58 237L60 238V236H61L62 238L65 237V232H64V231H63L62 234H59V236L57 235ZM104 232H105V231H104ZM241 232H242V231H241ZM263 232H264V231H263ZM7 233H4L5 235L3 234V236L7 237V236H8ZM52 233H51V234H52ZM56 233H57V234H56ZM96 233H94V234H96ZM9 234H10V233H9ZM11 234H12V233H11ZM11 234H10V236H12ZM51 234H49V235H51ZM63 234H64V235H63ZM103 234H105V233H103ZM219 234H220V233H219ZM219 234H218V235H219ZM222 234H223V233L221 232L220 235L222 236ZM253 234H256V233H253ZM260 234L263 236L262 238L260 237V239H264V233L262 234V231H261ZM260 234L258 233V235H260ZM31 235H30V237H31ZM44 235H45V234H44ZM56 235H57V238H55ZM235 235H236V236H235ZM240 235H241V236H240ZM256 235H257V234H256ZM3 236H2V237H3ZM100 236H101V235H100ZM234 236H235V238H233ZM28 237H29V236H28ZM42 237H43V236H42ZM213 237H214V234H213ZM215 237H216V236H215ZM217 237H218V236H217ZM219 237H220V236H219ZM219 237L216 238L215 241L211 243V244L213 245L212 247H214L215 244H217V246L219 247V246H221V245L224 243L222 240H220L221 238L219 239ZM229 237H230V238H233L234 240H230V241H229ZM246 237H247V238H246ZM3 238H4V237H3ZM9 238H12V237H9ZM9 238H8V239H9ZM17 238H19V237L17 236ZM62 238H61V241H62ZM236 238H237V239H236ZM244 238L246 239V241L244 240ZM0 239H1V237H0ZM5 239H6V238H4L3 240L1 239V240H2L3 243L6 245L8 239H6L7 241H6ZM15 239H16V238H15ZM32 239H33V238L31 237V242H32V241H35L37 238L34 239V240H32ZM63 239H65V238H63ZM235 239L238 240L237 242H240V244L238 243V246H237V244L235 243V242H236ZM257 239H259V238L257 237ZM1 240H0V241H1ZM11 240H12L13 246H14V244H18L17 241L15 242L13 239H11ZM37 240H39V239H37ZM37 240H36V241H37ZM42 240H44V238H43V239H40L39 241H42ZM58 240H59V239H58ZM2 241H1V242H2ZM4 241H6V243H5ZM9 241H10V240H9ZM13 241H14V242H13ZM53 241H55V240H53ZM211 241H212V240H211ZM234 241H235V242H234ZM261 241H262V240H261ZM1 242H0V243H1ZM10 242H11V241H10ZM258 242H259V240H258ZM32 243H33V242H32ZM34 243H35V242H34ZM213 243H215V244H213ZM234 243H235V247H234ZM4 244H2V246L0 245V246H1V247H0V255H3V252H2L3 249H1V248H3V245H4ZM7 244H8V243H7ZM260 244H261V243H260ZM6 246H7V247H6ZM6 246H4V247H6V250H9V247H8L9 244L6 245ZM10 246H12V244H10ZM13 246H12V247H13ZM15 246H17V245H15ZM15 246H14V247H15ZM20 246H21V244H19V246H17V248H19ZM230 246L232 247L231 249L229 248ZM259 246H260V245H259ZM254 247H252V248L254 249ZM257 247H258V246H257ZM257 247H256V248H257ZM29 248H30V247H29ZM29 248H28V247H25V248H23L24 250L22 249V250H20V252L15 250V252L17 253V255H19V260L21 259L20 261H22V259H23V261H22L21 263L23 264V262H24V263L26 264L27 261H30V264H31V263H32V259H33V261H34L33 264H38V263L40 264V261H42L41 264H44L43 262H45L46 259H44L43 257H42V259H41V257H38L39 255H38V256H34V255H35V252H36V254H39V253H38V252L40 251L39 247H38L39 250L37 249V251H36V250L34 251V249H36L37 247L33 248V250H31V248H30V249H29ZM63 248H64V247H63ZM245 248H244V249H245ZM252 248H251V251H252ZM25 249H26L27 253L29 252L28 250H31V251H32V253L29 252L28 254H29V255H30V254H31V255L34 254V255H32L33 258H32V256H31V257H29V259H27L28 256H29L28 254H26V255H28L27 257H24V256H26V255H23V254L21 253V251L24 253V252H26ZM27 249H28V250H27ZM51 249H52V248H51ZM51 249H49V250H51ZM54 249H55V248H53L52 251H54ZM56 249H57V248H56ZM56 249H55V250H56ZM216 249H217V247H216ZM238 249H234L235 252H236V250H238ZM6 250H3V251L5 252ZM52 251H49V252H52ZM214 251H215V250H214ZM219 251H220V250L217 249V250L215 251L216 254H217ZM7 252H8V251H7ZM7 252H6V253H7ZM13 252H14V250H13L12 252L9 250V253H8V254H6V253H4V254H6V257H7L10 253H13ZM33 252H34V253H33ZM238 252H240V250H238ZM16 253H15L14 256H13V259H14L15 261L18 260V256L16 257ZM20 253H21V254H20ZM252 253H255V252L253 251ZM50 254H51V253H50ZM177 254H178V253H177ZM183 254H185V253H182V254H181V257L183 258V262H184L185 264H187V263H186L187 259L189 260V262H191L190 260L193 261V262H191V264H197V263H198V264H200V263H201V264H210V263H211V264H217V263L219 262V259H220L219 257H216V256H210V261H209V260H206L207 258L209 259V257H208L207 255H203V256H207V258L204 257V258H206V259L204 260V263H202V262L200 261V258H199L197 261H196V259H192V257H193V254H192V253H191L192 255L190 254L191 259L188 258L189 256H187V259H186V258H185L186 256L183 257ZM188 254H189V253H188ZM212 254H214V253H212ZM239 254H240V253H239ZM239 254H237L238 257H239ZM21 255H22L23 257L20 258ZM9 256H11V254H10ZM9 256H8V257H9ZM173 256H174V255H173ZM176 256L179 257L180 254H179V255H176ZM11 257H12V256H11ZM11 257H9L8 259L11 260V261L13 262L14 260H13ZM14 257H15V258H14ZM174 257H175V256H174ZM178 257H177V258H178ZM212 257H214V258L212 259ZM241 257H242V256H241ZM241 257H239V259H238L240 262H239L238 260H236V262H237V261L239 262V263L237 262L238 264H241V262H242V264H243L244 259H241V260H240ZM243 257H244V256H243ZM16 258H17V259H16ZM25 258H26V260H24ZM31 258H32V259H31ZM49 258H50V257H49ZM179 258H180V257H179ZM179 258L176 259L177 262H178V260H179V262H180V261H181L180 259H182V258H180V259H179ZM184 258H185V259H184ZM201 258H202V255H201ZM34 259H35V260H34ZM39 259H40V260H39ZM55 259H56V258H55ZM37 260H38L39 262H38ZM184 260H186V261H184ZM242 260H243V261H242ZM4 261H5V260H4ZM4 261L2 260V258H0V263H1V264H3ZM15 261H14V264H15ZM20 261L18 262V264L20 263ZM25 261H26V262H25ZM194 261H196L197 263H196V262L194 263ZM199 261H200V262H199ZM208 261H209V262H208ZM229 261H230V260H229ZM234 261H235V260H234ZM234 261L232 260L231 262L234 263V264H236V262H234ZM2 262H3V263H2ZM35 262H38V263H35ZM177 262H176V264H177ZM179 262H178V263H179ZM187 262H188V261H187ZM231 262H230L229 264H232ZM21 263H20V264H21ZM28 263H29V262H27V264H28ZM46 263L49 264L48 261H47ZM46 263H45V264H46ZM4 264H6V263H4ZM8 264H9V263H8ZM174 264H175V262H174ZM189 264H190V263H189ZM218 264H220V262H219ZM244 264H245V262H244Z\"/></svg>","mask_w":264,"mask_h":264}]
</instances>
